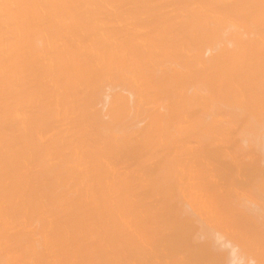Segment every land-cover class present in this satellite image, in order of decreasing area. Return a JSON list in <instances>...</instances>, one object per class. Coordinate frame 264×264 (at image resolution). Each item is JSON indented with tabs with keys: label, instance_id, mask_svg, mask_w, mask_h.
Wrapping results in <instances>:
<instances>
[{
	"label": "bare ground",
	"instance_id": "1",
	"mask_svg": "<svg viewBox=\"0 0 264 264\" xmlns=\"http://www.w3.org/2000/svg\"><path fill=\"white\" fill-rule=\"evenodd\" d=\"M3 1V0H2ZM10 1H12V0H10ZM14 1L15 0H13L12 2L14 3ZM27 1V2H26ZM25 2H26V4L30 1H28V0H26ZM31 1H33V0H31ZM29 2L31 5H29V3L27 4L28 5V9H27V5H26V7H24V6H22V5H24V3L25 2H23V0H18V2H22V3H20V5L22 6H20L19 5V3H18V5L16 4L17 3V0L15 1L16 3H14V6H11V5H13L12 3H11V5H8L9 7H15V8H8L7 6H5L6 8H8L7 9V11L8 10H10L11 12H14V10L13 9H15V12L12 14L11 12H9L10 14L9 15H7V14H2L4 11H0V16H2L3 15V17L6 15V17H5V21L4 20H2V19H4V18H2V17H0V18H2L1 20H0V23H1V25L0 26H3V25H5V26H7V25H11L12 26V28H15V26H17L15 29H17L19 26L18 25H21L22 24V26H20L18 29V31H16V30H14V29H11V27H9V26H7V27H5L6 29H4V30H2V31H5L6 33H8L9 32V35L12 33L13 35H12V37H14L15 35L17 36V34L19 33V35L21 34V35H23V36H20V37H18L17 36V38H24V36L27 38L28 36L26 35L27 33H28V28L27 29H25L24 27H23V25L24 26H26V25H28V27H29V31H33L31 28H30V24H27L28 23V21H31V19H32V21L30 22L31 23V25H33V27L32 28H36V27H40L39 25H42V24H44L43 25V27H45V28H48V26H49V24H48V26L46 27V25L45 24H47V20H49V19H47L46 20V18H49V16L48 15H51L50 13L47 15V13H45L46 15L44 16V15H42L43 17H46L45 18V22L44 23H40V22H43V20H44V18L42 19V21L40 20L41 18H42V16H41V14H44V12L42 13V10L43 9H39V11L37 10L38 8V6H33V2H35V4H36V1H33V2ZM49 1H53V0H48L47 2H49ZM69 1V0H68ZM71 1V0H70ZM70 1H69V4H70ZM73 1V0H72ZM80 0H78L77 2H76V0H75V4L77 3V5H78V2H79ZM82 1H84L85 2V0H82ZM89 1H92V0H89ZM94 1V0H93ZM98 1V0H97ZM96 1V2H97ZM100 1V0H99ZM103 1V0H102ZM113 1V0H112ZM121 1L122 0H120V3H121ZM146 1V0H145ZM149 1V0H148ZM147 1V2H148ZM4 2H6V0H4ZM38 2H40V0L38 1ZM37 2V3H38ZM42 2V1H41ZM43 2H45V0L43 1ZM66 2H67V0H66ZM81 2V1H80ZM111 4H109L108 3V1H107V3H108V5H112V3L113 2H111V0L109 1ZM117 2H119V1H117ZM122 2H124V1H122ZM129 2V1H128ZM141 2V0L138 2V4H136V2H134V5L133 6H136V5H138V8H139V6L142 4V2H143V0H142V2ZM147 2H145V9L142 7V5H141V7L142 8H136V9H131V11H130V9H129V11H130V13H129V11H128V9H127V6L124 8V10L123 11H125L126 9H127V11H128V13H129V15L128 14H126V17L124 16L125 15V13H127V11L124 13L121 9L123 8H121L120 7V4H118V3H116L115 1H114V4L112 5V6H114L115 5V3L117 4V5H119V7H120V11L119 12H123L124 13V15H122L123 16V19H125V18H127L128 16H132V15H134L136 18H138V19H136L134 16V18L132 17H129V18H131L132 19V21L134 22V24H135V21L137 22V20L139 21L140 20V22H146V23H148V25L147 24H144V23H142V24H144V25H146V26H150L151 28H153L154 26H155V29L156 28H159V33H158V30H157V32L155 33V31H153V29H151V31L149 30L150 29V27H148V28H146V29H144L146 26H139V25H137V23H136V25L135 26H137V28L136 29H134L133 28V32H131L132 30L130 29V31L129 30H127V29H129L128 27H129V25H127V23L128 22H130L131 21V19H129L130 21H127V23H126V20H125V22L124 23H126V24H124V25H127L128 27H127V31L124 29V27H123V22L122 21H124V20H119L118 22H117V20L115 21V22H117V25H118V23H121L122 22V24H119V25H122L121 27H123L122 29H124V30H122L121 28L119 29L118 28V26L116 27V29L114 30V31H112L113 29H110V31H107V32H105V31H100L99 30V24H98V26H97V22L98 23H100V20L101 19H99V21H97V22H94V18H95V14L94 13H96V15H97V13L98 12H94L93 13V16H94V18H92L91 16V18L93 19V20H91V18H89L88 20H86V21H88V22H86L85 20H84V18H82L81 16V19H83V20H81V22L79 23V20H78V18H76L77 20H78V24H81V23H83V21H84V24H85V22L87 23V24H89V22H90V25H88L89 27L87 28V30L88 29H91V27H95V23H96V28H98V30L101 32V33H106V36L105 35H103V36H101V33H99V32H97L96 31V28H94V31H96L95 32V35H96V38H98L99 37V35H100V38H98V40L95 38L93 41H90L89 42V40L91 39V37L90 38H88L87 40V42H85L86 44L87 43H89L90 45H91V49H92V53L90 54L89 53V51H88V53H87V51H86V49H85V51H84V48H87L88 49V46H86V44H84V46H86V47H84L83 48V43L81 44L80 43V45H82V46H79L77 43V45L79 46V47H82L83 49V51L87 54V56L88 57H91L92 56V58H90L91 60H90V62L91 63H87V61H85L84 60V58H83V56H82V54H83V51H79V48H77V46H76V44H75V42H78L77 40L75 41V38L74 37H71L72 36V33H70L71 34V36L69 35V34H67V35H69L70 36V38H72L71 40H70V42L74 39V42L72 41V43H74L75 44V50L77 49L78 50V52L77 53H75L74 51H73V53L72 54H70V55H73L74 53L76 54V57L78 58V60H77V58H75L76 59V62H75V60L72 62V63H74V64H72L71 63V61H70V57L71 56H68L67 54H69V52H70V50L68 51V53H67V50H66V52L63 50V48H65V47H63V46H61L60 48L62 49H60L61 50V52L63 53V51L65 52V55H67L66 57H69V58H65V55H64V53L62 54L63 55V58L64 59H66L65 61H67L68 62V65L70 64V66H68V65H65V67L64 68H62L61 67V65H63V63H66V62H64L63 61V63H62V60L59 62V60L60 59H62V57L60 56V55H57L58 57H59V60L57 61L59 64H61L60 65V67L63 69V70H58V69H56V67L55 68H53L52 69V66H45V65H47L46 63H45V60H43L44 58H46V57H48V55L45 57H42V55H44L45 54V52L46 51H44V45L43 44H41V41L40 40H38V42L37 41H35L36 39L34 38V35H36L37 33H39V31L41 32V30H42V28L40 29V30H38V28L37 29H34V31L35 32H37V33H34V31H33V37L31 36V37H29L30 39L32 38V39H35L34 41L32 40V44L30 45V46H32L31 47V52L33 53L34 52V54L36 53V50L37 51H40V46H42V50L44 51V52H39V54H38V57H42V59H39L38 57V59L34 56V54H32L31 52H28L29 54L31 53V55H33L32 57V59L31 58H28V59H31L32 60V62H31V60H28V59H25L26 58V56H29V55H25L26 54V51H27V49L24 47H22L21 48V46L19 47V45H21V43H20V40L22 39H16L15 38V40L14 39H10L9 37H8V35L6 34V36L8 37H6L7 39L6 40H8V39H10L11 41H13V46H14V43H15V41H16V43H17V41H19L18 43H20V44H18L17 43V45H16V43H15V45L16 46H14L15 47V50L18 48L19 50H20V48L22 49L21 51H19L18 49V52L21 54H19V53H15L13 50L14 49H12V47H11V49H9L8 51H13L14 52V58H13V56L11 57V55H13V52H12V54H9V57H11L10 59H11V61L13 60L14 62L13 63H15L17 60H19V61H17L16 62V64H17V66L15 67V65H12L13 63L12 62H9V61H7L6 59H3V60H6V62H8L9 63V66H10V64L12 65V66H14L13 68H14V70L16 71H18L19 69L18 68H20V71H18L17 73L19 74L20 73V75H24V73H26L27 74V71H28V69L30 70V69H32V68H34V67H36L37 66V64L38 63H42L43 61H44V63H42L44 66H45V71H46V69H47V71L45 72L44 71V68L42 67L43 65L42 64H40V65H38L37 67H39V68H43V70L42 69H40L43 73H44V76H47V74H49V75H53L54 74V76L57 78V79H59L60 81H61V83H59V84H62L63 86H61V85H56V87L53 85V87H51V93L53 94V96H54V98H53V100L51 99V103L50 104H52L53 106L51 107H49L48 109H49V111L48 112H46L45 113V116H41V114H39L38 115V113L36 114V112H31L32 111V109H33V107L34 106H36L37 105V103H36V101L38 102L39 100H37L35 97H36V94L38 93L39 94V92L41 93V94H43L44 93V91H41L43 88L40 86V84H42L43 83V81L44 80H46V78H50V76L49 77H42V75H43V73L40 71L39 72V74H40V77H39V75H38V77H37V75H36V77H34V75L33 74H30V75H33V76H31V77H33V78H30V79H34L33 80V82L35 83L36 81H37V79H39L38 81H37V83H35V84H37V86H40L39 88H38V91L40 90V88H42L39 92L37 91L36 92V90H34V89H37V87L36 88H34V89H32V91H31V95L33 94L34 96H31V97H34V98H31V100H32V102L30 101V97H29V93L27 94V99H29L27 102H31V104H30V102H29V106L31 107V109H27L28 110V112H29V115H30V113L32 114V115H30L31 117H27V114H25L24 112H23V110H25L24 108H26L27 107V105H26V107H25V105H24V103H27L26 101L24 102V100H23V98L25 99V96H23V94L22 93H24V90L22 91V86H20V85H22V84H18L19 85V87L20 88H18V86H17V88H16V86H14L15 84H16V82L18 81V80H14L15 82H14V87L17 89V91H18V89H20L19 90V93L16 91V89L14 88V90H13V92H15V93H18V94H20V92H21V94H22V97L21 96H19L18 95V97L16 96V100L15 101H17V102H15V104H16V106H17V104H18V108H17V111H18V115H17V118L15 119V114H14V110L13 109H15V107H13V106H15V104H14V101H13V99H14V97H12V100L10 99V101H11V104H9L10 102H8V104L7 105H11V107H13V108H11L12 110H13V113H10L11 112V109L6 105V103H5V105L7 106L5 109H7V110H5L4 108H3V106H4V104H2V103H0L1 104V106H2V108L0 109L1 111L4 109L5 111H3L4 113H6V111H7V113L6 114H3V112H1L3 115H1V113H0V120H2L1 118H4L5 119V117L7 118V120L5 119V120H3V121H1L2 123L3 122H5V126L7 125L6 123H8V121H13L14 119V121L16 122V123H12V122H9V124L10 123H12V126H17L16 128H17V130L19 129V131H18V133L20 134V138L18 139V140H20L21 142L24 140V139H27V134H30V130H29V127H30V125H31V120L32 121H36L35 119H40L41 120V126H42V124H44L45 126H47L46 124H48V123H45L47 120H51L49 123H53V124H56L55 125V127L56 126H58V127H54L55 129H53L52 128V126H54V125H52L51 126V124L50 125H48L49 127H51L50 129H52V130H50V129H48L50 132H52V133H54V136H53V134L52 133H48L47 132V135L49 134V136H48V138H47V140L48 139H51V140H48V142H50V141H52V139L54 138L55 140H57V142H55V145L54 146H51V147H53L54 149H55V151H54V153H53V150H51V152H50V154H49V152H46V151H49V150H47L48 148L47 147H43L46 151L44 152V153H46L47 155L49 154L51 157H47L48 159L46 160V159H44L43 158V160L44 161H42V159H41V161H39L37 164H36V166L35 167H38V165H39V168H37V169H42L43 167V169L44 170H46V171H48L50 168H51V170H49V171H51L52 172V170L53 171H55V169L53 168V167H55V166H53L52 165V162H51V166L49 167V165H50V163L48 162L49 161V159L51 160V159H53L52 161H53V164H54V161L55 160H58V157H59V159H61L63 156H60V155H62V153H63V151L65 150V149H67V150H65V151H67V156H65L64 157V159L66 160L67 159V161L69 162V161H71V162H74L73 164H76V162L77 163H82V161H84V160H86V159H84V160H82V161H80L81 160V158H79L80 156H78V155H81V150H83L84 151V149H86L85 147H87V149H89L88 147L90 146V142L92 143V141H94L93 139L95 138V140H99V143H97L96 141H95V143H97V144H95V145H97V146H101L102 145V143L104 144L105 142H107L108 143V141H107V137H109V135H110V132H109V130H111V134L113 133V130H115L113 127H115V126H117L118 125V123L119 122H117L118 120H122V121H120V123L121 122H123V120L125 119V121H126V118H128L129 120H130V116H131V119L132 120H130L131 121V123H132V121H135V122H133L134 124L135 123H140L141 121L143 122V124L145 123L144 122V120H141V119H143V118H145V120L147 119L148 120V123H145L146 124V127H145V125H144V127L142 128V129H138V131H140V133L139 134H141L143 131V134H145V132H147V134H148V136L146 135V137H143V134H141V135H139V136H142L143 138H140V137H132L131 138V134H129V137L127 136V134H125L123 137H121V135H120V138L118 139L117 137V140H119V141H116L117 143H114V147L116 148V146H117V144H118V147L120 148L121 147V149L123 148V150H120L119 148V150L118 151H120L119 153H120V157H118L119 155H117V157L119 158V161H120V158H121V160L123 161V159L122 158H124L123 156H125V158L126 157H128V156H130L131 158L130 159H133L134 157H135V155L132 157V155H133V152L135 153V154H137V153H139V151L143 148V150L146 152V151H149V152H147V154L146 153H142L143 152V150H141L140 151V159H142V157H143V159H146L145 160V162H143L142 160H141V163H139V161H140V159H138L137 160V165H139V166H141V167H143L145 164L144 163H149L150 162V165H149V167L150 168H148V166L146 165V167H147V169H151V168H153V167H159L158 168V172H160V173H156V171L155 172H153V170L151 171V173H149V174H151V175H148V172H145V173H147L146 175H142L143 174V172H139L140 173V177H139V173L136 175L135 174V172H134V170L136 169L135 167H132L133 166V162H134V160L133 161H131V160H129V161H131L130 163H132V165H130L132 168H134L133 169V173H134V175H136V176H138L137 178H134L135 176H133V174L130 172V171H128V169L127 170H124L123 171V169H121L120 167H118L119 168V170H120V172L121 173H119V171L117 172V170H118V168H117V166H116V164H115V167H113L114 165H112L111 163L112 162H109V157H107V154H106V152H105V150H106V148H104V151L101 149V150H99L100 148H96L95 149V145H93L94 146V149H95V151H97L98 153H95V151H92V153L94 152L95 153V155L94 156H96L95 158H97V159H95L94 158V160H99V161H101V163L100 164H98V163H96V161L93 163V165L95 166V168H97V169H95L94 167H92V163H91V166L88 164L87 166H89V167H87V166H82L83 168H85L86 169V167L87 168H89V170H88V173H87V171H85L86 173V175L84 174L83 175V173H84V171L82 170V168H81V166H79V168H81V171H83V173H81V172H78L79 174H82V175H79L78 173H77V171H79V170H77V171H75V173H76V175L74 176V179L75 178H77L78 180H79V178L81 179H84L85 177H89V176H96L97 177V181H99V179L102 181H106L107 183H109L108 182V180H107V178L106 177H108V175H110V172L112 173L111 174V176H113V178H111V176L109 177V181H111L110 179H113L112 180V182L114 181L116 184H117V179H118V182L120 181V180H122V181H124L123 183H121L122 181H120L119 182V184L121 183V184H123L124 186L123 187H125L126 186V190L128 191V189H130V186H132L133 187V184H135L134 182L136 181L137 183H139L140 181H142V179L144 178H146L145 179V181H144V179H143V181H142V183L141 184H143L144 182H146V183H144V184H146L147 185V183L149 184L150 183V180L151 181H154V184H153V182H152V184L151 185H154L155 187H157L158 185H159V187L160 188H158V191H159V189L161 190L160 192H159V194H161V192H162V190L163 189H161V187L162 188H166V191L165 190H163V194H162V197H161V199H162V202H160V199H159V202L161 203V207L163 208V206H162V204L165 206L164 207V209L163 210H161L160 208V213H162V215L164 216V217H166V216H168V211H170V210H167L166 211V209H168V208H166L167 207V204L169 203V202H176V207L175 208H173V210L175 209H177V211H173L172 212V215H176L177 214V216H175V218H174V216L172 217V215H169V218L168 219H172V221L175 223H173L172 221H170V220H168V219H166V220H168V222L167 221H165L164 220V222L163 223H165V224H163V225H167V226H165V228H160L161 227V223H160V226L159 227H156L155 226V223H153L154 225L152 226V225H149V227H154L155 226V228H160V231L158 230H156V229H152V228H150L151 230H148V232H146V234L147 233H149L150 234V232L154 235H149V234H145L146 236H151L153 239H152V241L150 242V240H149V238H143L144 239V241H143V239H140V240H142V241H140L139 240V243H138V240H137V238H139L137 235H138V233L136 234V236H137V238L136 237H133V238H135V242L137 241V245H138V247H136L135 246V244H134V247H133V244H132V242H134V241H131V245L132 246H129V248H131L132 249V252H130V253H128V251H131V249L129 250V249H127V247L125 248V249H127L126 251H127V254H126V252L124 253V252H122V253H124V255H126V256H129V258L128 257H126L127 259H131L130 261L128 260V261H126L124 258L122 259V261H123V263H120V262H122L120 259L122 258L121 257V255H120V257L121 258H117L118 259V261L120 260V264H125V261L128 263V264H236L234 261H235V259L237 260V259H239V258H235L233 261L232 260H227V256H229V255H225L226 253H228V251H226L225 252V250H228L227 249V245H228V243L230 242V243H232L231 242V240H229L228 239V236L229 237H231L230 236V234L232 235V237H237L238 235H240V241H244V242H242L241 244H245V242L246 241H248L247 243H249V242H251V241H254V243L256 244V246L254 245L253 247H254V249H257V252H258V259H256V261H259V264H264V220H262V219H264V218H260L259 217V221H253V219H251V218H254L255 217V219H258L255 215H254V217H251V215L252 214H250V215H246V213H245V211L243 212L242 211V208L240 207L239 208V206H240V204H238L239 203V201H236V199L237 198H233V200L234 201H232V197H234L236 194H238L239 195V193L238 192H240V191H238V188L239 187H241V185L242 184H244L245 182H250L251 181V179H253V177H256V176H254V174H252L251 172H254L255 170H256V168H255V170L253 169V168H251L250 167V169H252V170H249L248 169V166H251L252 164H253V158H249V156L246 154L247 153V151H246V153H244V151L242 152V150H243V146H241L242 147V149H241V151H240V149L238 148V147H240L237 143H235L236 141H238V139H239V136H238V139L236 140V139H234V137H235V132H234V136H233V139L234 140H236V141H234V146H235V144H237V146L234 148V146H230V143L233 141L232 140V135H228L229 133H231L229 130H233V128L234 129H236L237 127H235L234 125H232V124H229V123H231L233 120H230V119H233L234 118V120H239V118H241V116L242 117H245L244 119L245 120H243V118H241V120H242V123H243V121H246V119L247 118H249V119H247L248 120V122L250 123V121L249 120H251L252 122H254V119H253V117L254 118H259L258 120H259V122H260V120L262 121V120H264V116L262 115V113L264 114V105H263V107L262 106H260V108H259V106L258 105H260V101H261V104H262V102H263V104H264V97L262 96V98H261V100L259 101V96H257V95H255V94H253L252 92H251V90L250 89H255L256 91H258V89L260 90V91H262V90H264V89H262V87H263V85H261V84H264V83H261V81L262 82H264L263 81V78H264V0H155V2H154V0H153V2L151 3V6H152V4H153V6L152 7H150V5L149 4H147ZM150 2H151V0H150ZM157 2V3H156ZM7 3V2H6ZM10 3V2H9ZM55 4L57 3H60V5L62 6V0L61 1H58V2H54ZM62 3V4H61ZM65 3V2H64ZM74 3H73V5L72 4H70V5H72L73 7H75L74 6ZM82 3V2H81ZM86 3V2H85ZM88 3V2H87ZM87 3L85 4V5H87ZM94 3H95V1L94 2H92V6H90L91 4L89 3V6L91 7V8H93V11H94V9H98V6H94ZM104 3V2H103ZM107 3H105V5L107 6V7H109L108 5H107ZM131 3L133 4V1H131ZM149 3V2H148ZM1 4H3V2H1ZM5 4V3H4ZM4 4H3V8H4ZM15 4H16V6L18 7H16L15 6ZM46 5L45 6H47L48 4L49 5H51L52 3L50 2V3H45ZM54 4V5H55ZM67 4H68V2H67ZM67 4H63V5H66V7L68 8V6H70L69 4L67 5ZM83 5H84V3H82ZM82 4H80V5H78L79 6V8H80V10H79V8H77V7H75V9H73V10H76V8L79 10V11H81V7L83 6ZM96 4V3H95ZM98 4V3H97ZM96 4V5H97ZM100 4V3H99ZM121 4H123V3H121ZM6 5V4H5ZM38 5H43V3H38ZM53 5V6H54ZM59 5V6H60ZM101 5H103L102 3H101ZM125 5H129V4H127V3H125ZM148 5H149V7H148ZM21 8H20V7ZM29 6H31L30 7V9H29ZM52 6V7H53ZM56 6H58V5H55L54 6V9H55V7ZM59 6L57 7V8H59ZM60 6V7H61ZM111 6V7H112ZM116 6V5H115ZM129 6H132V5H129ZM129 6H128V8H129ZM24 7V8H23ZM33 7V8H32ZM36 7V8H35ZM41 6H39V8H40ZM65 7V6H64ZM65 7V8H66ZM86 7V6H85ZM85 7H83V9L82 10H84V11H86V12H88L87 11V7L85 8ZM95 7V8H94ZM97 7V8H96ZM102 6H99V8H101ZM103 7H105V6H103ZM102 7V9H98V10H101V12L103 11V8ZM111 7H109V8H111ZM117 7V6H116ZM2 8V10H4ZM41 8H45L44 7V5H43V7H41ZM66 8V9H67ZM71 8V7H70ZM69 8V9H70ZM90 8V9H91ZM130 8H132V7H130ZM48 9H50L49 7H48ZM48 9H45V10H47L48 11ZM63 9V8H62ZM62 9H60V12H63L62 11ZM89 9V8H88ZM90 9H89V15H91L90 14V12L92 13L93 11H90ZM106 9L107 8H105V11H106ZM115 9V8H114ZM118 9V8H117ZM263 9V10H262ZM6 10V9H5ZM57 10V9H56ZM64 10V9H63ZM68 10V9H67ZM71 10H72V8H71ZM92 10V9H91ZM107 10H109V9H107ZM111 10V9H110ZM109 10V11H110ZM31 13H30V12ZM41 11V12H40ZM44 11V10H43ZM55 11V10H54ZM53 11V12H54ZM58 11V10H57ZM57 11H56V13H57ZM65 11V10H64ZM83 11V12H84ZM112 11H113V8H112ZM112 11H110V12H112ZM8 12H6V13H8ZM29 12V13H28ZM37 12H39V13H37ZM67 12V11H66ZM64 13V14H66V16H67V13ZM71 12V11H70ZM82 12V14H85V13H83ZM100 12V11H99ZM101 12H100V14H101ZM107 12V11H106ZM114 13H115V11H113ZM262 12V13H261ZM41 13V14H40ZM51 13H52V11H51ZM59 13V12H58ZM69 13V12H68ZM102 13H104V11L102 12ZM108 13V12H107ZM107 13H105V15H108ZM114 13H112V14H114ZM32 14V15H31ZM33 14H34V17H36L37 16V18L36 19H39V17H40V19H39V24H36L35 22H37L38 23V21H35V18L33 17ZM63 14V16H65ZM70 14L71 15H73L72 13H69L68 15L70 16ZM74 14H75V12H74ZM111 14V13H110ZM109 14V15H110ZM115 14H117V12L115 13ZM113 15L111 18H113L114 19V16H116V15ZM263 14V15H262ZM29 15H30V17H29ZM40 15V16H39ZM54 15V14H53ZM53 15H51V17H50V19L52 18V16ZM57 14H55V16H56ZM60 16H61V13L59 14ZM77 14H75V16H76ZM79 15V14H78ZM81 15V14H80ZM87 16H88V13L86 14ZM120 15H121V13H120ZM128 15V16H127ZM140 16V18H139V16ZM39 16V17H38ZM48 16V17H47ZM62 16V17H63ZM65 16V17H66ZM74 16V17H75ZM84 16V15H83ZM87 16L85 17L86 19H87ZM100 16V15H99ZM138 16V17H137ZM261 16V17H260ZM263 16V17H262ZM26 17H29V18H27V19H29L28 21L26 20ZM57 17V16H56ZM59 17V16H58ZM77 17V16H76ZM79 17V16H78ZM89 17V16H88ZM97 17H98V15H97ZM104 17V16H103ZM107 17V16H106ZM117 17H120L119 16V14H118V16ZM257 17V18H256ZM54 18V17H53ZM64 18V17H63ZM67 18H69V17H67ZM99 18V17H98ZM98 18H96V19H98ZM101 18H102V16H101ZM120 18H122V17H120ZM259 18V19H258ZM261 18V19H260ZM26 21H25V20ZM57 19H59V18H57ZM70 19H74L73 18V16H71L70 17ZM69 19V20H70ZM95 19V20H96ZM103 19V18H102ZM105 19V18H104ZM107 19V18H106ZM108 19H109V16H108ZM113 19H111V20H113ZM115 19H116V17H115ZM135 21H134V20ZM235 19V20H234ZM56 20V19H55ZM60 20H63V19H61V17H60ZM59 20V22H58V24L57 25H59V23L61 22ZM67 19L65 18V21H66ZM77 20H76V22H77ZM91 20V21H90ZM127 20H128V18H127ZM142 20V21H141ZM2 21V22H1ZM5 22V24H4V22ZM50 21V20H49ZM57 21V20H56ZM64 21V20H63ZM63 21H62V23H63ZM93 21V22H92ZM131 21V22H132ZM9 24H8V23ZM25 22H26V25H25ZM55 22V21H54ZM67 23H68V21H66ZM71 22H74L75 23V20H73V21H70V23ZM105 22V21H104ZM227 22H229V23H227ZM255 22V23H254ZM7 23V24H6ZM10 23H12V24H10ZM24 23V24H23ZM33 23V24H32ZM34 23L36 24L35 26H34ZM48 23H50V24H52V22H48ZM57 23V22H56ZM55 23V24H56ZM62 23H60V25L62 24ZM66 23V24H67ZM69 23V24H70ZM74 23H72L71 25H73ZM91 23L93 24V26H91ZM109 23V22H108ZM113 22H110L109 24H112ZM224 23H226V25L224 24ZM234 23H236V24H234ZM243 25H242V24ZM248 23V24H247ZM3 24V25H2ZM16 24V25H15ZM18 24V25H17ZM76 24V23H75ZM75 24L73 25V26H75ZM78 24H76V26H80V25H78ZM86 24V25H87ZM130 25H131V23H129ZM228 24H230L229 25V27L231 26V24H234L233 26H231V29L230 28H228L227 30V32L229 33L228 35H227V37H226V35H224V33L226 32V30H225V32L224 31H222L223 32V35L225 36H223L222 35V32H220V29L222 30V28H224V27H228L227 25ZM238 24V25H237ZM63 25H65V23H63ZM85 25V26H86ZM101 25H104L105 27L104 28H106L107 27V23L106 24H102V22H101ZM114 25V24H113ZM225 25V26H224ZM236 25V26H235ZM14 26V27H13ZM52 26H54L53 24H52ZM51 26V27H52ZM56 26V25H55ZM54 26V28L56 29H58V27L56 26L55 27ZM81 26H82V24H81ZM80 26V27H81ZM84 26V25H83ZM82 26V28H84ZM91 26V27H90ZM138 26H139V28H138ZM157 26V27H156ZM238 26H239V28H238ZM23 29H25L24 31H27V33L26 32H24V34H22L23 33V30H22V28ZM72 27V26H71ZM79 27V29L78 30H80V29H82V28H80ZM102 27V26H101ZM108 27H109V25H108ZM110 27H111V25H110ZM131 27V26H130ZM134 27V26H133ZM141 27V28H140ZM235 28V31L233 30V28ZM2 29L4 28V26L3 27H1ZM1 28H0V34L1 35H3L4 36V34H5V32H2L1 31ZM7 28H8V30H13L12 32H10V31H8L7 30ZM20 28H21V30L22 31H20ZM45 28H43V30L45 29ZM63 28V27H62ZM61 27H60V29H62ZM66 28V27H65ZM65 28H63V29H65ZM70 28V27H69ZM69 28H67V30L69 29ZM112 28V27H111ZM117 28H118V31H116L117 30ZM132 28V27H131ZM143 28V29H142ZM49 29H51V28H49ZM53 29V28H52ZM75 30L77 29V27L76 28H74ZM109 29V28H108ZM138 29V30H137ZM139 29H141L142 31L143 30H145V31H143L144 33H145V35H144V33L141 31V30H139ZM232 30L231 32H229L230 30ZM241 29V30H240ZM7 30V31H6ZM42 30V32H41V37H43L42 36V33L44 32ZM45 30H47V29H45ZM70 30V29H69ZM69 30L68 31H64L63 33L66 35V32H69ZM71 30H73V28H71ZM71 30H70V32H71ZM82 30H84V29H82ZM86 30V29H85ZM93 29H91V31H92ZM120 30H122V31H124V37H126V36H128V37H126L125 39H123V36H122V38H120V39H123V47H121L120 49H119V45L118 46H115V45H117V44H114V46L112 45L113 43H117V42H113L112 41V43H111V40H114L115 41V39L117 38V37H119V35H120V33L122 32V31H120ZM135 30H137L136 32H135ZM149 31V32H147V31ZM224 30V29H223ZM50 31V30H49ZM51 31H53V30H51ZM51 31H50V33H51ZM58 31V30H57ZM63 31V30H62ZM81 31V30H80ZM80 31L78 32V34L80 33ZM89 31V30H88ZM88 31H84V32H82L81 34H87V32ZM91 31H89V32H91ZM94 31H92V33H93V35H94ZM120 31V32H119ZM129 31V32H128ZM139 31V32H138ZM153 31V32H152ZM2 32V33H1ZM16 32H18V33H16ZM31 32H29V35H31L32 33ZM47 32H48V30H47ZM47 32H44V33H47ZM60 32H61V30H60ZM59 32V33H60ZM127 32L128 33H133V36L134 37H132V36H130V35H128L127 34ZM142 32V33H141ZM153 34H152V33ZM218 32H220V34L221 35H217V33ZM226 32V33H227ZM31 33V34H30ZM55 33V32H54ZM58 33V32H57ZM59 33L57 34V37H56V33L54 34L55 35V37L54 38H57L58 39V35H59ZM74 33V32H73ZM76 33H77V31H76ZM76 33H74L75 35H76ZM99 34V35H97V34ZM108 33V34H107ZM135 33V34H134ZM139 33H141V35L143 36H141V38H140V36H138L137 34H139ZM146 33H148V34H150V35H148V34H146ZM15 34V35H14ZM49 34V33H48ZM48 34H46L47 36H48ZM62 34V33H61ZM80 34V36H82ZM84 34H83V36H84ZM159 34V35H158ZM38 35V34H37ZM51 35H53V33H51V34H49V36H51ZM65 35H61L62 36V38H65V37H67V35L65 36ZM92 35V34H91ZM94 35V36H95ZM108 35V36H107ZM123 35V34H122ZM148 35V36H147ZM11 36V35H10ZM45 36V35H44ZM46 36V37H47ZM65 36V37H64ZM79 36V35H78ZM94 36H92L93 38H94ZM129 36H130V38H129ZM220 36H222L221 38H220ZM2 37V36H1ZM5 37V36H4ZM35 37H37V36H35ZM52 37V36H51ZM86 37V36H85ZM88 37V36H87ZM86 37V38H87ZM107 37H109V38H111V40H109V38H107ZM182 37V38H181ZM183 37H186L187 39H189V40H185V39H183ZM204 37H206L205 38V41L207 42H209L210 43V47L212 48V46L214 45V47H215V44L218 42V44L219 43H221V45H225L223 42H225L224 40H226V45L225 46H222L221 48L219 47L220 46V44L219 45H216L217 47H219L218 48V50H214L215 48H217V47H215V48H213V50H214V52L212 51V49H211V51H209L210 49V47H209V45H208V42L206 43V42H204ZM209 37H211L210 39H209ZM212 37H215V39L216 38H218L219 37V40H220V42H219V40H217V42L216 43H214V42H212L211 43V41H212ZM26 38H24V39H26ZM29 38H27L28 40H29ZM48 38V37H47ZM54 38H51V40H53ZM81 38V37H80ZM80 38H78V39H80ZM130 40H129V39ZM194 38H195V40H194ZM203 38V40L201 41V39ZM207 38L209 39V40H207ZM225 38V39H224ZM3 39V38H2ZM27 39H26V41H27ZM43 39H45V37L43 38ZM42 39V40H43ZM59 39H60V37H59ZM69 39V38H68ZM85 39V38H84ZM214 39V40H215ZM222 39H224L223 41H222ZM50 40V39H49ZM56 40V39H55ZM63 40V39H62ZM83 40V39H82ZM107 40H108V42H107ZM9 41V40H8ZM22 41V40H21ZM30 41V40H29ZM29 41H27V42H29ZM60 41V40H59ZM65 41V40H64ZM67 41V40H66ZM81 41V40H80ZM84 41V40H83ZM96 41H98V42H96ZM103 41V42H102ZM110 41V42H109ZM119 41V40H118ZM189 41L191 42V43H189ZM199 42V44H196L195 43V45L193 44L194 42ZM10 42V41H9ZM23 42H25L24 40H23ZM49 42V41H48ZM51 42V41H50ZM49 42V43H50ZM55 42H57L58 43V41L56 40ZM54 42V40L51 42V44L52 43H55ZM120 42H121V45H122V40H120ZM193 42V43H192ZM197 42V43H198ZM201 42V43H200ZM7 43V42H6ZM36 43L38 44V45H36ZM43 43V42H42ZM47 43V42H46ZM57 43H56V45L55 46H57ZM203 43V44H202ZM204 43H206V44H204ZM4 44H5V42H4ZM8 45L7 46H5V48L6 47H8L10 44L9 43H7ZM25 44V43H24ZM23 44V45H24ZM27 44V43H26ZM25 44V45H26ZM58 44H61V43H58ZM70 44V43H69ZM68 44V45H69ZM89 44H87V45H89ZM96 44V45H95ZM190 44H193L194 45V47L193 46H191L190 47ZM201 44V45H200ZM2 45H3V42H2ZM22 45V46H23ZM39 46V47H37V48H34V47H36V46ZM73 45V44H72ZM100 45H103V46H100ZM110 45V46H109ZM198 45H199V47L200 48H203V47H201V46H204V47H208V51H207V53L206 54H204V56H206V57H204V59L202 58V52H203V50L202 49H200L199 47H198ZM212 45V46H211ZM49 46V45H48ZM52 47H50V50H51V48H52V50L51 51H53V50H55L54 48H55V46H53V44L51 45ZM65 46V45H64ZM93 46H97V47H93ZM17 47V48H16ZM58 47V46H57ZM63 47V48H62ZM90 47V46H89ZM103 47V48H102ZM108 47V48H107ZM35 50H34V49ZM67 48V47H66ZM65 48V49H66ZM93 48H95V49H97V50H93ZM105 48H107V49H109L108 51H110V49H111V51L110 52H106V50H105ZM119 49V51H121V50H123V51H121V52H119L118 51V49ZM124 48V49H123ZM194 48V49H193ZM24 49H26V50H24ZM68 49H69V47H68ZM105 50V52H106V54H105V52H104V50ZM196 49H198V50H196ZM205 49V48H204ZM7 50V49H6ZM16 50V51H17ZM88 50H90V49H88ZM99 50V51H98ZM134 50H135V52H134ZM195 50V51H194ZM199 50H202V52L200 51L199 52ZM206 50V49H205ZM3 51H5V50H3ZM24 51V53L22 54V52ZM57 51V50H56ZM55 51V52H56ZM59 51V50H58ZM96 51V52H95ZM98 51V52H97ZM193 51H194V53H193ZM55 52H53L52 54L56 57V54H55ZM94 52V53H93ZM104 53V54H102V53ZM116 52H117V54L118 55H116ZM5 53V52H4ZM9 53H11V52H9ZM58 53H60V52H58ZM57 53V54H58ZM67 53V54H66ZM108 53V54H107ZM201 53V54H200ZM205 53V52H204ZM3 54V53H2ZM8 54V52L5 54L6 55V58H7V55ZM42 54V55H41ZM52 54H50L51 56H53ZM77 54H78V56H77ZM89 54H90V56H89ZM109 54H112L113 56H111L110 57V55ZM114 54H115V57H114ZM16 55V56H15ZM22 57V55H23V59L20 57V56ZM25 55V56H24ZM30 55V56H31ZM40 55V56H39ZM84 55V54H83ZM106 55V56H105ZM109 55V56H108ZM122 56V57H120V56ZM155 55H158L157 57L155 56ZM202 55V56H201ZM19 56V57H18ZM29 56V57H30ZM86 55L84 56V57H87ZM117 56V57H116ZM160 56V57H159ZM9 57H8V59H9ZM17 57H18V59H17ZM25 57V58H24ZM50 57V56H49ZM46 58V61H48V59L50 60L51 59V57L50 58ZM52 57V60H54V62H56L55 61V59L57 58L58 59V57ZM73 57L74 56H72V59H73ZM120 57V58H119ZM124 57V58H123ZM2 58V57H1ZM20 58H21V60H20ZM54 58V59H53ZM83 58V59H82ZM95 58V61H93V59ZM108 59V61H107V59ZM110 58H112L111 59V61H110ZM123 59L122 61H119L118 62V59ZM173 60H172V59ZM17 59V60H16ZM35 59V61H37L36 63H33V62H35V61H33ZM56 59V60H57ZM63 59V60H64ZM68 59H69V61H68ZM80 59H82L83 61H85V62H83L82 60H80ZM89 59V58H88ZM87 59V60H88ZM97 59V60H96ZM99 59V60H98ZM175 59V60H174ZM26 60H27V62H26ZM39 60V61H38ZM43 60V61H42ZM50 61V62H53V61ZM113 60L114 61H116V62H113ZM168 60H170V61H168ZM177 60V61H176ZM79 63H78V62ZM96 61H98V62H96ZM167 61V62H166ZM3 62H5V61H3ZM22 62V63H21ZM29 62H31V63H29ZM106 62V63H105ZM120 62L121 63H123L122 65H120ZM169 63V65L167 66V65H163L164 63ZM25 63V64H24ZM86 63V64H85ZM119 63V64H118ZM255 63V64H254ZM28 64H30V65H34L35 64V66L33 67V66H30V65H28ZM49 64H51V63H49ZM56 64V63H55ZM58 64V65H59ZM67 64V63H66ZM89 64H91V65H89ZM96 64V66H94ZM99 64V65H98ZM117 66H116V65ZM125 64V65H124ZM126 64L128 65V68H126ZM171 64V65H170ZM23 65V67H22V69H21V67L20 66H22ZM42 65V66H41ZM53 65V64H52ZM74 65V69L73 68H71L72 66ZM81 66V67H79L78 68V66ZM86 67H85V66ZM94 66V68H93V66ZM97 65H98V67H97ZM119 65L121 66V67H119ZM131 67H130V66ZM172 65H174V67L172 66ZM27 66L29 67V68H27ZM57 66V65H56ZM64 66V65H63ZM67 66V67H66ZM84 68H83V67ZM88 66V67H87ZM90 66V67H89ZM148 66V67H147ZM150 66H152L151 68H149ZM164 66V67H163ZM165 66H166V68H165ZM172 68H171V67ZM3 67H4V65H3ZM8 67V66H7ZM18 67V68H17ZM30 67H32V68H30ZM59 67V68H60ZM97 67V68H96ZM113 67H115V68H113ZM116 67H118V68H116ZM139 67H140V69H139ZM142 67V68H141ZM143 67H145L144 69H143ZM256 69H259V70H256V75H255V71H254V69L255 68ZM259 67V68H258ZM6 68V67H5ZM13 68H11V71L13 70ZM24 68H26V69H24ZM39 68H37V69H39ZM50 68H51V70H50ZM69 68V69H68ZM78 68V71L76 70ZM87 68V69H86ZM91 68V69H90ZM120 68V69H119ZM146 68H149V70L150 71H147L146 72ZM155 68V69H154ZM24 69V70H23ZM67 70V72L71 69V70H73V72H71V70L68 72V74H67V72L65 71V70ZM81 69H84V70H81ZM118 69V70H117ZM154 69V70H153ZM13 70V71H14ZM25 70H27V71H25ZM152 70V71H151ZM260 70H261V72H260ZM10 70H9V72L11 73V75H13V74H16L15 73V71L13 72V74H12V72H11ZM34 71V70H33ZM39 71V70H38ZM115 71H117V72H115ZM254 71V72H253ZM263 71V72H262ZM8 72V73H9ZM30 72V71H29ZM32 72V71H31ZM35 72H37V70H35ZM71 72V73H70ZM115 72V73H114ZM153 72L155 73V74H153ZM3 73V72H2ZM23 73V74H22ZM34 73V72H33ZM121 73V74H120ZM254 73V74H253ZM259 73H261V74H259ZM6 74V73H5ZM25 74V75H26ZM34 74H36V73H34ZM125 74H126V76H125ZM18 76L19 77V79H20V77L21 76ZM28 75V74H27ZM81 75V76H80ZM91 75L95 78V76H96V81L98 80V78L100 79V81H102L103 80V85L105 84L104 83V80H105V82H106V78H107V76H109L110 77V79L111 78H114V81H116V79H115V77H118L119 75H121L122 76V78L123 79H125V77H126V79L128 80H123L122 81V79H119L121 82H123L122 84H124V82L125 81H127V82H125L126 84H127V86L125 87V84H124V88H126V89H122L121 91L123 92V93H121V91H117V88H116V94H114V95H110V97L112 98V99H110V101H108V107H106V105L104 106V105H102V103L101 102H99L101 105H98V103L96 104L95 102H92V105L90 106L89 104H91V100L92 99H96L98 96H94L93 94L94 93H92V94H88L90 91H91V89H93L94 91L95 90H101V86H100V81L98 80V82H96L95 81V79H92L93 77H91ZM95 75V76H94ZM100 75H102V76H100ZM103 75L106 77V78H104L103 77ZM124 75V76H123ZM129 75V76H128ZM251 75H254V76H257L259 79L261 78V76L260 75H262L263 76V78H261L260 79V81H259V79L258 78H256V77H253L252 76V79L254 78V80L252 81L251 80ZM8 76H9V74H8ZM16 76H17V74H16ZM79 81V80H81L80 78H82V79H84L85 78V80L84 81H87V83L86 84H84V82H83V85H79V83H78V81L74 78V77ZM84 76V77H83ZM100 76V77H99ZM13 77V76H12ZM91 79H90V78ZM108 77V78H109ZM128 77H129V79H128ZM9 78V77H8ZM14 78V77H13ZM12 78V79H13ZM22 78V77H21ZM35 78H37L36 79V81H35ZM44 80H43V79ZM70 79L71 80V78H72V80L71 81H69L68 79ZM89 80H88V79ZM104 78V79H103ZM12 79H10V81H12V83H13V80ZM14 79H16V78H14ZM41 79L43 80V81H41ZM74 79V80H73ZM110 79L108 80L107 79V81L109 82L110 81ZM255 79H257L258 80V82H257V80H256V82H255ZM21 80V79H20ZM68 80V81H67ZM76 80V81H75ZM94 80V81H93ZM112 81H110V82H113V79H111ZM73 81H75V82H77L78 83V85H77V83H75V85L77 86V87H74V83H73ZM83 80H81V82H82ZM88 81H90V82H88ZM9 82V81H8ZM20 82V81H19ZM33 82H32V84H33ZM38 82H40L39 83V85H38ZM42 82V83H41ZM46 81H44V83H45ZM66 82H71L72 84L70 85V84H68V86H70V87H68V86H66L67 85V83ZM109 82V83H110ZM119 82V81H118ZM120 82V83H121ZM253 82L254 83H256L257 84V88H254L255 86H256V84H254L253 85V88L251 87L252 86V84H253ZM7 83V82H6ZM18 83V82H17ZM22 83V82H21ZM27 83V82H26ZM25 83V84H26ZM43 83V84H44ZM88 83H90V84H92V85H90V84H88ZM97 83V84H96ZM115 83V82H114ZM250 83H252V84H250ZM261 83V84H260ZM28 84H30V82H28L27 83V87H29V86H31V85H29L28 86ZM42 84V85H43ZM99 84V85H98ZM112 85H114L113 83H111ZM117 84V83H116ZM121 84V85H122ZM130 84V85H129ZM8 85H10V83H8ZM12 85H10V87L12 86ZM89 86V88H87L88 86ZM102 85V84H101ZM248 85H250V86H248ZM259 85V86H258ZM6 86V85H5ZM45 85H43V87H44ZM91 86H93V88L91 87ZM99 86L101 87L100 89H98L99 88ZM111 86V85H110ZM115 86V85H114ZM113 86V87H114ZM119 85H117V87H118ZM262 86V87H261ZM8 87V86H7ZM97 87V89H94V88H96ZM105 87H106V85H104V89H105ZM122 87V86H121ZM251 87V88H250ZM24 89L26 88V85H24V87H23ZM45 88V87H44ZM108 88V87H107ZM191 88V90H192V92L190 91L189 92V89ZM264 88V87H263ZM12 89V88H11ZM27 89V88H26ZM29 89V88H28ZM46 89V88H45ZM90 89V90H89ZM103 89V90H104ZM114 89H115V87H114ZM114 89H112V88H110V93H112V91L113 92H115L114 91ZM118 89H119V87H118ZM121 89V88H120ZM102 90V91H103ZM30 91V90H29ZM29 91H27V92H29ZM87 91V92H86ZM109 91H107V92H109ZM7 92H10V91H7ZM26 92V91H25ZM26 92V93H27ZM33 92V93H32ZM35 92H36V94H35ZM98 92H101V91H98ZM124 92H125V95H124ZM162 92V93H161ZM102 93V92H101ZM3 95H4V93H2ZM5 94H7V93H5ZM86 94L87 95H89V97H88V99H87V97H86ZM113 94V93H112ZM126 94H128V95H126ZM2 95V96H3ZM8 95V94H7ZM6 95V96H7ZM25 95V94H24ZM94 96V97H91L92 99H90V96ZM96 95H102V94H96ZM105 95V94H104ZM124 95V96H123ZM1 96V97H2ZM5 96V95H4ZM37 96H43V95H37ZM79 96V97H78ZM85 96V97H84ZM106 96V95H105ZM51 98H52V96H50ZM102 97V96H101ZM108 97V96H107ZM106 97V98H107ZM110 97H108V98H110ZM4 99H5V97H3ZM106 98H104V99H106ZM107 98V99H108ZM2 98H0V100H1ZM7 99H8V97H7ZM34 99H36V101L34 100ZM106 99V100H107ZM157 99V100H156ZM254 99H256V101L254 100ZM34 100V101H33ZM88 100V101H87ZM89 100H90V103H89ZM96 100H100V101H102L103 102V98L102 99H100V97L98 98V99H96ZM154 100H156L155 102H157V104H155V102H154ZM257 100L259 101L258 103H256L257 102ZM3 101V103H4V100H2ZM1 101V102H2ZM13 101V102H12ZM140 101H142V102H144V104L142 103V102H140ZM6 102V101H5ZM36 104V105H33L34 103ZM96 102H98V101H96ZM104 102H105V100H104ZM103 102V103H104ZM12 103L14 104L13 106H12ZM142 104L141 106L143 107L144 105H147V108L144 106L142 109L140 108V106L138 105V104ZM44 104V103H43ZM93 104H96V105H98V107L99 106H101L102 108H100L99 107V109L97 108L96 110H95V106H93ZM24 105V106H23ZM148 105H149V107H148ZM256 105H257V107H256ZM66 106H69V107H66ZM93 106V107H92ZM139 106V107H138ZM210 106H217V110L220 108V107H224L225 108V112L224 111H222V109H221V111H220V109H219V111H217L216 112V116L220 113V112H224L225 113V115H226V119H224V117L225 116H222L223 118L221 119V117L219 118V116H221L222 114L220 113V115H218L217 117H218V120L217 121H214V120H212V121H209L208 120V122L206 121V119H205V122L204 123H201L202 122V120H201V116H200V114L201 115H203V114H205V112H207V109H209L210 108ZM218 106H220L219 108H218ZM231 106V107H230ZM255 106V107H254ZM24 107V108H23ZM37 107V106H36ZM35 107V108H36ZM71 107V108H70ZM93 109H92V108ZM228 107V108H227ZM8 108H9V110H8ZM105 108H108V109H105ZM223 108V109H224ZM232 108V109H231ZM77 109V110H76ZM226 109H230V111H227ZM256 109H260L261 110V112L262 113H260L259 111L260 110H258V111H256ZM35 111H36V109H34ZM33 110V111H34ZM37 110H39V109H37ZM71 111L70 113H68V111ZM204 110H206L205 112H204ZM211 110V109H210ZM233 110V111H232ZM17 111L15 112V113H17ZM78 111V112H77ZM199 111V112H198ZM200 111H202L203 113H201ZM215 111V110H214ZM214 111H213V113H214ZM66 112V113H65ZM210 112V111H209ZM228 112V113H227ZM24 113V114H23ZM50 113V114H49ZM212 113V112H211ZM211 113H209V115L211 114ZM7 114H12L11 116L13 117V119H12V117L11 118H8L9 117V115H7ZM14 114V115H13ZM36 114V115H35ZM110 114V120L109 121H107L108 120V116H106V115H109ZM131 114V115H130ZM257 114V115H256ZM199 115V116H198ZM230 115H231V117H230ZM232 115H234V116H232ZM259 115H262L263 117H260ZM5 116V117H4ZM8 116V117H7ZM135 116V117H134ZM143 116V117H142ZM148 116V117H147ZM195 116V117H194ZM197 116L198 117H200V118H197ZM211 116V115H210ZM210 116H209V118H210ZM227 116L229 117V119H227ZM259 116V117H258ZM39 117V118H38ZM104 117H107L105 120H103V118ZM141 119H140V118ZM175 117V118H174ZM204 117V116H203ZM202 117V118H203ZM205 117H207V116H205ZM212 117V116H211ZM137 118H139V119H137ZM173 118L174 119H176V121L174 120V123H175V126H174V123H170V120L172 119L173 120ZM195 118V119H194ZM257 118H256V120H257ZM260 118H262V119H260ZM8 119H10V120H8ZM12 119V120H11ZM43 119V120H42ZM210 119H212V118H210ZM91 120V121H90ZM114 120L117 122H114ZM147 120H146V122H147ZM198 120V121H197ZM222 120L224 121L225 120V122L227 123V124H229L230 125V127H232L231 129H230V127L228 126H224V125H221V123L223 124V123H225V122H222ZM228 120H229V123H228ZM258 120L257 121H255V124H256V122H258ZM92 121H96V123H94V122H92ZM113 121V123H112V125H111V122ZM130 121H128V122H130ZM237 121H233V124L235 123V125L238 123V125H240V122H237ZM240 121V120H239ZM208 123V124H206L205 125V123ZM251 122V123H252ZM258 122V123H259ZM91 123H93V124H95L94 126H97L99 129L98 130H101L100 132H98V133H100L99 135H102V137L104 138H102V137H99V139H97V136L96 137H94L93 138V135L95 134V132H97L96 130H95V127L94 128H92L93 129V131H91V129H90V131H89V125H91ZM117 125H116V124ZM127 123V122H126ZM211 123V126H208L209 124ZM225 123V124H226ZM241 123V125H243ZM245 123V122H244ZM263 122H261V124H262ZM4 124V123H3ZM2 124V125H3ZM35 124V123H34ZM84 124H85V126H84ZM92 124V125H93ZM98 124V125H97ZM113 124L115 125V126H113ZM122 124V123H121ZM133 124V125H134ZM203 124L206 126V127H204L203 126ZM254 123H252V125H253ZM2 125H0V127H2ZM11 125V124H10ZM74 125H80V126H82L83 125V127H80V128H83L82 129V135H80V140H78L77 139V145L79 144V141H82V143H80V145H78V147H80L79 148V150H78V147H77V145H76V141H71L73 144L75 143V146L76 147H71L70 148V146L72 145V146H74L71 142H70V140H75L74 139V137L75 138H77V137H79V135H77V136H75L73 133L75 132V131H73L72 132V130H75V127L77 128V126H75L74 127ZM91 125V126H92ZM111 125V126H110ZM120 125V124H119ZM125 125V124H124ZM129 125V124H128ZM132 125V124H131ZM171 125V126H170ZM173 125V126H172ZM203 127H202V126ZM240 125V126H241ZM246 125H247V123H246ZM258 125V124H257ZM259 125H260V123H259ZM258 125V126H259ZM4 125H3V127H5ZM44 126V127H45ZM64 126V127H63ZM126 126V125H125ZM140 126V127H141ZM201 126V127H200ZM222 126L224 127V129H222ZM251 126V125H250ZM264 125H261L260 126V128H264L263 127ZM2 127V128H3ZM14 127V128H15ZM73 127H74V129H73ZM97 127H96V129H97ZM124 127V126H123ZM131 127V126H130ZM139 127V128H140ZM210 127L211 128H213V129H215V130H210ZM216 127V128H215ZM221 127V128H220ZM227 127V128H226ZM242 127V126H241ZM1 128V129H2ZM8 128H10L11 129V127H7L6 129H8ZM39 128H40V125H39ZM43 128V127H42ZM79 128V127H78ZM77 128V129H78ZM111 128H113V130L111 129ZM120 128V127H119ZM203 128V129H202ZM218 128H219V130L221 131H223V132H220V131H218ZM243 128H244V126H243ZM242 128V129H243ZM254 128H257V131L258 130H261V129H259V127H256V125H255V127ZM253 128V129H254ZM4 129V128H3ZM2 129V130H3ZM10 129H9V131H10ZM46 129L47 128H43V130H45L46 131ZM118 129V128H117ZM122 130H123V128H121ZM127 129V128H126ZM240 129V128H239ZM242 129H240V132L242 133L243 131H244V133H246L245 131L246 130H242ZM246 129H247V127H246ZM250 129V128H249ZM47 130V131H48ZM55 130V131H54ZM78 130H80L81 131V129H78ZM94 130H95V132H94ZM125 130V129H124ZM128 130V129H127ZM126 130V131H127ZM131 130V132H132V129H130ZM217 130V131H216ZM242 130V131H241ZM251 132H252V127H251ZM254 130H256V129H254ZM9 131H6L5 133L6 134H8L9 133ZM12 131V130H11ZM15 131V130H14ZM42 130H40V132H41ZM43 132L42 131V133L44 134V133H46V132ZM171 132V133H169V132ZM234 131V130H233ZM236 131V130H235ZM238 131V130H237ZM236 131V132H237ZM256 131V132H257ZM1 132H3V131H0V133ZM91 132H93V133H91ZM117 132V131H116ZM122 132H124V131H122ZM174 132V133H173ZM262 132L264 133V129L262 130ZM12 133V135H13V133L14 132H11ZM98 133H96V134H98ZM152 133V141H153V138H156L157 139V142H155L154 144L156 145V147L152 144V141H150L149 139H148V137H149V135ZM211 133V134H210ZM233 133V132H232ZM231 133V134H232ZM238 133V132H237ZM243 133V134H244ZM248 133V132H247ZM250 133V132H249ZM248 133V134H249ZM254 133V132H253ZM252 133V134H253ZM260 133V132H259ZM4 134V133H3ZM41 134V133H40ZM52 134V135H51ZM75 134H77L76 132H75ZM92 135V137L91 138H93V139H91L90 141H89V139L87 138L89 135ZM114 134V133H113ZM113 134H112V136H111V138H114V136H113ZM118 134H120V133H117V135ZM134 134V133H133ZM155 134V136L153 137V135ZM240 134V133H239ZM256 134V133H255ZM261 134V133H260ZM256 134L257 136H262L263 135V138H264V134ZM1 135H2V133H1ZM9 135V134H8ZM52 137H51V136ZM90 135V136H91ZM250 135V134H249ZM2 136H4V138L6 139L7 137H5V134L4 135H2ZM2 136H0V142L2 141V139H4ZM18 136V135H17ZM43 136H46V134H44V135H41V137H43ZM87 136V137H86ZM125 136H127V137H125ZM231 136V137H230ZM244 136V135H243ZM247 136V135H246ZM2 137V138H1ZM11 137H13V136H11L10 135V140L9 139H7V142L6 143H8V140L10 141L8 144H11ZM19 137V136H18ZM50 137V138H49ZM256 136H254V138H255ZM13 138H15V137H13ZM46 138V137H45ZM73 138V139H72ZM105 138H107L106 140H105ZM133 138H134V141H135V138H138V140L136 139V142L137 141H141V143H140V146L139 145H137L138 144V142H137V144H135L134 142L132 143V141H133ZM140 138V139H139ZM144 138H146L145 139V141H147V139H148V142L150 141L151 143L149 144V143H147V142H145V143H143V140H144ZM231 138V142H230V139ZM247 138V137H246ZM252 138H253V135H252ZM253 138V139H254ZM5 139H4V141H5ZM15 139H17V138H15ZM82 139V140H81ZM242 139V138H241ZM41 140H43V138L41 139ZM46 140V139H45ZM88 140V141H87ZM116 140V139H115ZM246 140V142H248V144L247 145H245L244 146V149H245V147L246 146H248V147H251L250 145L252 144L251 142H249V141H247V139H245ZM244 140V141H245ZM252 140V139H251ZM263 140V139H262ZM12 141H13V143H14V139H12ZM16 141V140H15ZM68 141L70 142V144L68 145ZM85 141H87V142H85ZM101 141H103V142H101ZM239 141H240V139H239ZM244 141H242V142H244ZM264 141V140H263ZM263 141H260V137H259V142L261 143V142H263ZM47 142V141H46ZM45 142V143H46ZM190 142L192 143H194V144H190ZM230 142V143H229ZM259 142H258V144H259ZM20 143V142H19ZM23 143H24V141H23ZM52 142H50V144H51ZM85 143H87L88 144V146H87V144H86V146H84L85 145ZM94 143V142H93ZM101 143V144H100ZM110 143V142H109ZM0 144H2V143H0ZM4 144H5V142H4ZM18 143H16V145H17ZM21 144V143H20ZM67 144V145H66ZM83 144V145H82ZM111 144H113V140H112V142H111ZM134 144V145H133ZM196 144V145H195ZM232 144V143H231ZM241 145H244V144H246L245 142H244V144H242V143H240ZM254 144V143H253ZM256 144H257V142H256ZM262 144V143H261ZM261 144L258 146V147H261ZM7 145V144H6ZM52 145V144H51ZM105 145L106 144H104V145H102V146H104L105 147ZM195 145V146H194ZM263 145V144H262ZM48 146V145H47ZM68 148H67V147ZM93 146L91 147V148H93ZM111 146H113V145H111ZM141 148V149H139V147ZM152 146V147H151ZM155 148H154V147ZM170 146H173V148L174 149H172L171 150V148H170ZM255 146V145H254ZM253 146V148H256V146L254 147ZM2 146H0V148H1ZM12 147V146H11ZM10 147V148H11ZM17 146H15L14 145V148H16ZM19 148H20V146H18ZM49 147V146H48ZM82 147H84V148H82ZM107 147H109V146H107ZM133 147V148H132ZM136 149H135V148ZM10 148H8V154H10V152L11 151H13L12 149L10 150ZM13 148V147H12ZM41 149L42 151H44V149ZM47 148V149H46ZM77 148V149H76ZM113 148V147H112ZM127 148V149H126ZM232 148V149H231ZM17 149V148H16ZM14 149L15 150V152H13V153H15L16 154V156L17 157H22L23 159H26V157H25V148H24V150H22V152L20 151V149ZM69 149H71L72 151H73V149H74V152L76 151L77 152V157H76V155L75 156H73V158H72V160H71V157H72V154L74 155V153L72 152V151H69ZM126 149V150H125ZM134 149V150H133ZM168 149H170V150H168ZM248 149H250V148H248ZM3 150H5L6 151V153H7V150L6 149H3ZM60 150H62V151H60ZM108 150V149H107ZM112 150V149H111ZM115 150V152H116V149H114ZM247 150V149H246ZM255 151H256V149H254ZM253 150V151H254ZM263 150V149H262ZM10 151V152H9ZM57 151H59V153H61V154H59ZM65 151H64V153L63 154H65ZM78 151H80V152H78ZM122 151V152H121ZM124 151V152H123ZM249 151V150H248ZM252 151V150H251ZM58 153V155L59 156H57V153ZM72 152V154L71 155H69V153H71ZM75 152V153H76ZM85 152V151H84ZM90 152V151H89ZM113 152V151H112ZM173 152V153H172ZM2 152L0 151V154H1ZM5 153V152H4ZM42 153V152H41ZM44 153H43V155H44ZM79 153V154H78ZM114 153V152H113ZM112 153V154H113ZM172 153V154H171ZM244 155H243V154ZM8 154H6L7 156H8ZM30 154V153H29ZM45 154V156L44 157H46L47 155ZM85 154H87V155H89L88 153H85ZM90 154H91V152H90ZM98 154V155H97ZM112 154H110V155H112ZM115 154H117V153H115ZM142 154H144V156L142 155ZM251 154V153H250ZM4 155V154H3ZM3 155H1L0 156V162L1 163H3V164H1L0 163V264H81V262L83 261L84 262V259H83V254H85V257H87V255H91V254H97V252L98 251H101L102 249H101V245H100V250H99V247H95L94 245H93V243H92V245H88V244H85V243H87V242H85V243H83V241H82V238L80 237L81 235H80V233L78 232V230L79 229H76L77 230V232L75 231V229L74 230H72V229H68L70 226H72V225H74V224H72V223H74V221L71 223V225L69 226V225H67L66 226V221H65V216H60V215H65V211H66V208H64L65 209V211H63V209H62V212L64 213H62V212H60V211H58L57 210V206L59 207V208H61L60 207V204H61V202H60V204H57L56 202H57V200H58V197H56L57 199L55 200V201H53L54 203H53V205L55 206V208L53 207V205H52V207H53V211H51L50 213H48L47 214V211L49 212V206H48V210L46 211H43L42 212V210H39L38 209V207H39V205L40 204H42L40 201H43V200H40L39 202H37V203H39V205L37 206V212L36 213H38V211H41L42 213H40V214H42V216L38 213V215L37 214H35L33 211V209H32V207H34V206H36L34 203L36 202V201H34L33 199L34 198H32V193H33V189H32V185L31 184H33L34 183V180L36 179L35 178V176L33 175V174H31V175H33L34 176V179L32 178L33 176H29V175H27V173H25V174H23V175H27V177H26V179H24L25 177L23 176L22 177V180L21 179H15L14 177H13V179H11L10 178V180L8 179H4L5 177V166H4V162H5V159L4 160H2L3 158H2V156ZM31 155H33V154H31ZM55 155H56V158H55ZM82 155H83V153H82ZM108 155H109V151H108ZM145 155H147V156H145ZM169 155H171V158L169 159ZM253 155V154H252ZM261 155V154H260ZM69 156V158H67ZM84 156V155H83ZM113 156V155H112ZM111 156V157H112ZM122 156V157H121ZM248 156V157H247ZM5 157V156H4ZM87 157V156H86ZM115 157V156H114ZM136 157H139V156H136ZM135 157V158H136ZM145 157H147V158H145ZM252 157V156H251ZM254 157V156H253ZM6 158H8V157H6ZM9 158H10V156H9ZM8 158V160L10 161H12L13 159H9ZM28 159L30 158V157H27ZM38 158V157H37ZM55 158V159H54ZM75 158L77 159L78 158V160H79V162H78V160L75 162L74 160H75ZM83 158V157H82ZM90 158V157H89ZM118 158H116V159H118ZM134 158V159H135ZM256 158V157H255ZM260 158H262V157H260ZM16 160H17V158H15ZM64 159H63V161H64ZM92 159V158H91ZM113 159V158H112ZM257 159V158H256ZM256 159H255V161H256ZM8 160H6V161H8ZM15 160V161H16ZM47 162H46V161ZM62 160V159H61ZM128 160V159H127ZM127 160L125 161L124 160V162H126L127 163ZM10 161V162H11ZM14 160H13V162H15ZM36 161V160H35ZM60 161V160H59ZM58 161V162H59ZM88 162H89V160H87ZM93 161V160H92ZM98 161V162H99ZM117 161V160H116ZM115 161V162H116ZM243 161H245V162H243ZM264 161V160H263ZM33 162V161H32ZM57 161H55V163H56ZM65 162V161H64ZM63 162V163H64ZM68 162H66V163H64V166H65V164H66V166L69 168V169H71V171L74 169L75 170V167L74 166H76V165H72V163H69V166L71 167V166H73V167H69L68 166ZM161 162V163H160ZM246 162H247V164L248 163H250L251 165H248L247 166V164H246ZM252 162V163H251ZM5 163H7V162H5ZM9 163V162H8ZM16 163V162H15ZM41 163H44V164H42L43 166L41 167V165L40 164ZM48 165H47V164ZM83 163H85V161L83 162ZM116 163H118V162H116ZM139 163V164H138ZM144 165H143V164ZM151 163H152V166H151ZM243 163L244 164H246V165H244V166H247V169H246V167H242L243 166ZM28 164H29V162H28ZM109 164H111V165H109ZM118 164H120V163H118ZM117 164V165H118ZM122 164V163H121ZM124 164V163H123ZM216 164V165H215ZM256 164V163H255ZM10 165V164H9ZM8 165V166H9ZM11 165H14V164H11ZM33 165H34V163H33ZM61 165V164H60ZM81 165V164H80ZM83 165V164H82ZM84 165H86V163L84 164ZM99 166V168L97 167V166ZM126 166H127V164H125ZM143 165V166H142ZM155 165V166H154ZM158 165V166H157ZM257 165V164H256ZM63 166V165H62ZM122 166V165H121ZM125 166V168H124V166L122 167V168H124V169H126V168H131V167H126ZM129 166V165H128ZM134 166H135V164H134ZM259 166V165H258ZM11 167V166H10ZM34 167V166H33ZM46 167V168H45ZM56 167H59V165L57 166V164H56ZM61 167V166H60ZM137 167V166H136ZM141 167H139V168H141ZM253 167V166H252ZM9 168V167H8ZM76 168H78V167H76ZM131 168V169H132ZM262 168V167H261ZM260 168V171L257 173L258 175H257V178L258 177H260L259 178V180H257V182L256 183H259V185H260V187L259 188H257L259 185H257L256 183H254L253 181H254V179L252 180V182H250V183H252V187L250 188L251 189V191H252V188L255 190V194L256 195H258L257 193H256V189L257 190H260V192L261 191H263V189H264V167H263V169H261ZM7 169V168H6ZM14 169V168H13ZM16 169H17V167H16ZM42 169V170H43ZM67 169V168H66ZM66 169H62V171H65ZM84 169V170H85ZM101 169L102 170H105V169H107V173H105V171H102V172H104L105 173V175H104V173H102V175H101V173H99V172H101ZM130 169V170H131ZM143 169H146V168H143ZM154 169V168H153ZM258 169V168H257ZM10 170H12L11 168H10ZM15 170V169H14ZM14 170H12L11 172H13ZM35 170V169H34ZM34 170L32 169V170H30V171H33L34 172ZM57 170V169H56ZM93 170V171H92ZM100 170V171H99ZM155 170V169H154ZM160 170V171H159ZM241 170V171H240ZM244 170V171H243ZM9 171V170H8ZM30 171H29V173H30ZM39 172L41 171V170H38ZM37 171V172H38ZM48 171V172H49ZM60 171V173H62V174H65V175H67L68 174V172H69V170H67L68 172H67V174L66 173H64V172H62L61 170H59ZM90 171V172H89ZM95 171V172H94ZM98 171V173H96ZM138 171V170H137ZM143 171H145V170H143ZM146 171H148V170H146ZM237 171H239V172H242L241 173V175H238L239 174V172H238V174H235V173H237ZM10 172V173H11ZM36 172V173H37ZM42 172V171H41ZM94 172V173H93ZM113 172H115V173H113ZM130 172V173H129ZM152 172H153V174H152ZM28 173V174H29ZM42 173H44L45 174V172L43 171ZM41 173V174H42ZM50 173V172H49ZM57 173V172H56ZM59 173V174H60ZM92 173V174H91ZM129 173V174H128ZM144 173V174H145ZM255 173V172H254ZM12 174H14V172L12 173ZM11 174V175H12ZM17 174V173H16ZM35 174V173H34ZM40 174V173H39ZM51 174V173H50ZM61 174V175H62ZM74 174V173H73ZM106 174H107V176H106ZM131 174H132V176H133V178L135 179V180H133L132 179V177H130L131 176ZM256 174V173H255ZM35 175H37V174H35ZM45 175H47V173L45 174ZM64 175V176H65ZM130 175V176H129ZM148 175V176H147ZM9 176V175H8ZM13 176V175H12ZM54 176V175H53ZM51 177V179L53 180L54 178H55V176L54 177ZM73 176H72V173H71V175L69 176V177H71V179H73ZM77 176H80V177H77ZM82 176V177H81ZM84 176V177H83ZM94 176V177H95ZM146 176V177H145ZM152 176V177H151ZM239 176V177H238ZM240 176H241V179H240ZM253 176V177H252ZM37 177V176H36ZM38 177H39V175H38ZM43 177V176H42ZM56 177H58V176H56ZM59 177H60V175H59ZM68 176H66L65 177V179L67 178V180H69L68 178H69ZM93 177V178H94ZM128 177H129V179H128ZM142 177V178H141ZM262 177V178H261ZM20 178H21V176H20ZM41 178V176L39 177V179ZM46 178V177H45ZM63 178V177H62ZM62 178H61V181H62ZM106 178V179H105ZM138 178H141V180L140 179H138ZM150 178V179H149ZM257 178H255V179H257ZM33 179V180H32ZM38 179V178H37ZM36 179V180H37ZM48 179V178H47ZM50 179V180H51ZM59 179V178H58ZM64 179V178H63ZM64 179V180H65ZM125 179L128 181V183L125 181ZM132 179V181H129V180H131ZM50 180H48V181H50ZM147 180V181H146ZM41 181V180H40ZM56 181L57 182H60V181H58L57 180V178H55V181L53 180V182H55L56 183ZM80 181V180H79ZM94 181L95 182H97L96 181V179H94ZM102 181V182H103ZM139 181V182H138ZM149 181V182H148ZM33 182V183H32ZM44 181H42V183H43ZM77 182V181H76ZM100 182V181H99ZM131 182H132V185H131ZM49 183V182H48ZM55 183H53V185L55 184ZM62 183H63V181H62ZM83 183H85V186H86V184L88 185V183H86L85 182V180H83ZM68 184V183H67ZM71 184V183H70ZM91 184H93L92 182H91ZM91 184H89L90 186H92ZM101 183H99L98 185H100ZM120 184V185H121ZM129 185V188L127 187L128 185ZM143 184V186L141 185V187H143V189L146 187L145 185ZM155 184H157V185H155ZM247 184V183H246ZM246 184H244V185H246ZM256 184V187H253L254 185ZM34 185V184H33ZM52 185V184H51ZM52 185V186H53ZM57 185H59V183L57 184L56 183V185L55 186H57ZM60 185H62V184H60ZM64 185H66V183L65 184H63L62 186H64ZM84 185V184H83ZM97 185V186H98ZM107 185H109V184H107ZM243 185V186H244ZM250 185V184H249ZM47 186V185H46ZM62 186H60V187H62ZM67 186V185H66ZM68 186H69V184H68ZM67 186V187H68ZM74 186H76V185H74ZM73 186V187H74ZM90 186H89V188H90ZM101 186V185H100ZM103 186L105 187V185H104V183H103ZM122 186V185H121ZM137 186V185H136ZM140 186V185H139ZM139 186H137V187H139ZM152 187V189L151 190H155V192H156V189H155V187ZM237 186H239V187H237ZM247 186V185H246ZM37 187V186H36ZM73 187H71L72 189L71 190H66V192L68 193V191L70 192L69 193V196L71 197V195L74 193H72L71 194V191H74V188ZM94 187V186H93ZM96 187V186H95ZM108 187V186H107ZM261 187H263L262 189H261ZM35 188V187H34ZM68 188H70V187H68ZM84 188V187H83ZM86 188V187H85ZM85 188L84 189H81V192L83 191V190H85ZM88 188V187H87ZM86 188V189H87ZM92 188V187H91ZM103 188V187H102ZM115 188V187H114ZM128 188V189H127ZM147 188V187H146ZM164 188V189H165ZM169 188V189H168ZM244 188V187H243ZM51 189V188H50ZM67 189V188H66ZM104 189V188H103ZM116 189V188H115ZM168 189V190H167ZM172 189V190H171ZM232 189L234 190L233 191V193H232ZM246 188H244V190H245ZM78 190V189H77ZM76 190V191H77ZM90 190V189H89ZM92 190V189H91ZM91 190H90V192H91ZM107 189H105L104 191H106ZM133 190V189H132ZM148 190H149V187H148ZM151 190H149L150 192H151ZM235 190H237V192L235 191ZM240 190V189H239ZM247 190H248V188H247ZM31 191H32V193H31ZM39 191V190H38ZM43 191V190H42ZM61 190L59 189V191L58 192H60ZM110 191V190H109ZM115 191H118V190H115ZM120 191H123V190H120ZM131 191V190H130ZM145 191H147L146 189H145ZM169 191H170V193H169ZM251 191H247V194H249V192H251ZM37 192V191H36ZM41 192V191H40ZM78 192V191H77ZM80 192V191H79ZM76 193V195L74 196V197H76L77 196V194L79 195L80 193ZM88 191H86V193H87ZM92 192H93V190H92ZM92 192H91V194H92ZM112 192H113V190H112ZM112 192H111V194H112ZM119 192V191H118ZM132 192V191H131ZM154 192V191H153ZM168 192V193H167ZM253 192V191H252ZM258 192V191H257ZM35 193V192H34ZM39 193V192H38ZM45 193H47V192H45ZM54 193H56V192H54ZM105 193V192H104ZM120 193H122V192H120ZM149 193V192H148ZM158 193V192H157ZM235 193V194H234ZM242 193V192H241ZM245 192H243V194H244ZM254 193V192H253ZM19 194H22L21 196L19 195ZM43 194V193H42ZM62 194V191L60 192V199L61 198H63V196L61 195ZM63 194H65V193H63ZM85 194V193H84ZM88 194V193H87ZM86 194V195H87ZM90 194V195H91ZM107 194V197H108V194L109 193H106ZM117 192L116 193H114V195L116 196V198H117ZM123 194V193H122ZM152 194V193H151ZM158 194V195H159ZM233 194H234V196H233ZM254 194V195H255ZM53 195H55V194H53ZM67 195V194H66ZM93 195V194H92ZM100 195V194H99ZM105 195V194H104ZM113 195V196H114ZM155 195V194H154ZM173 195V196H172ZM242 195V194H241ZM255 195V196H256ZM259 195H260V197H261V195L262 194H260L259 193ZM258 195V196H259ZM263 195H264V193H263ZM40 196H42L41 194H40ZM45 196V195H44ZM46 196L48 197V195L46 194ZM49 196H50V194H49ZM82 196H83V193H82ZM89 196V195H88ZM88 196H86L87 198H86V201H88ZM96 196V195H95ZM106 196V195H105ZM104 196V197H105ZM113 196H111V197H113ZM115 196H114V199H116L115 198ZM122 196V195H121ZM125 196V195H124ZM123 196V197H124ZM130 196V195H129ZM141 196H143V195H141ZM152 196V195H151ZM150 196V198H152ZM165 197V200L163 199L164 197ZM172 196V197H171ZM237 196V195H236ZM245 196V195H244ZM249 195H247V197H248ZM22 197H23V199H22ZM43 197V196H42ZM41 197V198H42ZM73 196L71 197V198H74ZM83 197H85V196H83ZM91 197V196H90ZM97 197V196H96ZM102 197V196H101ZM107 197H105L106 198V200H107ZM110 197V198H111ZM120 197V196H119ZM139 197V196H138ZM157 197V196H156ZM160 197V196H159ZM176 199V200H173L172 201V199H174V198ZM250 197V196H249ZM259 197V198H260ZM21 198V199H20ZM37 198H39L38 196H37ZM46 198V197H45ZM51 200H54L53 198V196H51ZM65 198V199H64ZM63 199L64 200H66L67 199V197H64ZM95 198V197H94ZM99 198V197H98ZM130 198V197H129ZM133 198V197H132ZM141 197H139V199H140ZM158 198V197H157ZM156 198V199H157ZM166 198H168V199H166ZM170 198H172L171 200H170ZM251 198V197H250ZM252 198H254V197H252ZM251 198V199H252ZM48 199V198H47ZM62 199V202L64 201ZM78 198L76 197V200H77ZM109 199V198H108ZM112 199V198H111ZM110 199V201H112ZM121 199V198H120ZM146 199H148V198H146ZM255 199H258L257 197H255ZM263 199H264V197H263ZM21 200V201H20ZM23 200V201H22ZM45 200V199H44ZM81 200V199H80ZM80 200H78L79 202H80ZM98 200V199H97ZM105 200V199H104ZM105 200V201H106ZM238 200H239V198H238ZM259 200V199H258ZM262 200V199H261ZM45 201H47V200H45ZM71 201V200H70ZM72 201H73V199H72ZM70 202L71 203V205L73 206V203L75 202L76 203V201H74V202ZM77 201V202H78ZM83 200H81V202H82ZM103 200H101V202H102ZM137 201H139V200H136V202ZM147 201V200H146ZM150 201V200H149ZM153 202L154 201H156V200H152ZM167 201V203H165ZM169 201V202H168ZM245 201H246V199H245ZM245 201H240V202H243L242 204H245ZM257 201V200H256ZM260 201V200H259ZM259 201H258V204H259ZM21 202V203H20ZM23 202V203H22ZM24 202H26V203H24ZM34 204V206H32L33 204ZM49 202V201H48ZM59 202V201H58ZM66 202H68L67 200L65 201V203ZM84 202H85V199H84ZM92 202H93V199H92ZM106 202H108V201H106ZM113 202H116V201H113ZM113 202H110V203H112V204H114ZM119 202V200L117 201V203ZM135 202V203H136ZM142 202L143 201H141V204H142ZM151 202V201H150ZM157 202H158V200H157ZM164 202V203H163ZM237 202V206L238 207H236V204H234V203H236ZM19 203V204H18ZM29 203H30V205H31V209H32V213H28L29 211H30V208H29ZM47 203V202H46ZM45 202L43 203V205L42 206H40L41 208H44V206H45V209H46V206L49 204V203H47V205H45L46 204ZM109 203V202H108ZM138 203V202H137ZM140 203V202H139ZM149 203V202H148ZM250 203V202H249ZM257 203V202H256ZM57 204V205H56ZM63 204V203H62ZM67 204V203H66ZM65 204V205H66ZM77 204V203H76ZM75 204V205H76ZM81 204V203H80ZM145 205H147V203H144ZM157 204V203H156ZM173 204V203H172ZM241 204V205H242ZM253 204V203H252ZM257 204V205H258ZM262 204H263V202H262ZM28 207H27V206ZM70 205V204H69ZM68 205V206H69ZM71 205H70V209L72 208L71 207ZM144 205V206H145ZM247 205L248 204H246V207H247ZM251 205V204H250ZM255 205V204H254ZM25 206L27 207L26 209H25ZM62 206V205H61ZM64 206V205H63ZM67 205H66V207H68ZM141 207L143 206V205H140ZM157 206V205H156ZM155 206V207H156ZM175 206V204L173 205V207ZM242 206H244V205H242ZM249 206V205H248ZM260 206V207H259ZM257 208H261V205H259ZM263 206H264V204H263ZM24 207V209H22V208ZM50 207H51V203H50ZM80 207V206H79ZM149 207V206H148ZM154 207V208H155ZM170 207V206H169ZM253 207V206H252ZM29 208V209H28ZM63 208V207H62ZM74 208V207H73ZM158 208V207H157ZM255 208V207H254ZM27 209H28V211H27ZM35 209V208H34ZM69 209V208H68ZM67 209V210H68ZM70 209H69V211H70ZM75 209V208H74ZM151 209V208H150ZM243 209H246V208H243ZM250 209H251V206H250ZM262 209H264V208H262ZM25 210V211H24ZM51 210V209H50ZM56 210V211H55ZM61 210V209H60ZM72 210V209H71ZM157 210V209H156ZM20 211H22V213H20ZM57 213V214H59V215H57L55 212ZM68 211V212H69ZM80 211V210H79ZM147 211H149V210H147ZM151 211H152V209H151ZM150 211V212H151ZM153 211H154V209H153ZM153 211H152V213H153ZM158 211L156 212V213H158ZM162 211V212H161ZM171 211H172V209H171ZM27 212V213H26ZM67 212V211H66ZM71 212V211H70ZM74 212H76V211H74ZM141 213H142V210L140 211ZM145 212V211H144ZM163 212H167V213H163ZM175 212V213H174ZM253 212V211H252ZM254 212H255V210H254ZM260 212H261V210H260ZM260 212L258 213L259 214V216H260ZM263 212H264V210H263ZM33 213H34V215H33ZM44 213H46L45 215H44ZM76 213H78V212H76ZM75 213V214H76ZM80 213V212H79ZM138 213V212H137ZM148 213V214H147ZM151 213V214H152ZM160 213H159V216H162V215H160ZM250 212H248V214H249ZM49 214H51L50 215V217H49ZM71 214V213H70ZM70 214H69V216H70ZM144 214V213H143ZM142 214V216L145 218L146 217V215H143ZM146 214L149 216L150 215V213L149 212H146ZM154 214V213H153ZM48 217H47V216ZM58 216V217H61V219L63 220V218H64V222H62L61 221V219L59 218L58 219V217H55V216ZM106 215V214H105ZM108 215V214H107ZM257 215V214H256ZM264 215V214H263ZM54 216V217H53ZM76 216H77V214H76ZM82 216H83V214H82ZM95 216V215H94ZM141 215H139V217H140ZM154 216V215H153ZM152 216V217H153ZM158 216V215H157ZM170 216H171V218H170ZM251 217V218H249V217ZM63 217V218H62ZM71 217H73V216H71ZM96 217H97V215H96ZM99 217V216H98ZM122 217V216H121ZM136 217H137V215H136ZM138 217V218H139ZM142 217V218H143ZM264 217V216H263ZM35 218H37V219H35ZM53 218H57V219H53ZM67 218H68V215H67ZM67 218H66V220H67ZM74 218H76V217H74ZM77 218H79V217H77ZM81 218V217H80ZM91 218V217H90ZM94 218V217H93ZM100 218V217H99ZM104 218V217H103ZM105 218H106V216H105ZM108 218V217H107ZM106 218V219H107ZM147 218V217H146ZM161 218V217H160ZM46 219V220H45ZM49 219L51 220V221H49ZM68 219H70V217L68 218ZM96 219H98V218H96ZM101 219V218H100ZM155 219V218H154ZM162 219V218H161ZM165 219V218H164ZM178 219V220H177ZM254 219V220H255ZM56 220V221H55ZM72 220H73V218H72ZM71 220V221H72ZM123 220V219H122ZM138 220V219H137ZM140 220L142 221L143 219H141L140 218ZM140 220H138V221H140ZM149 220V219H148ZM147 220V221H148ZM155 220H157L158 221V218L157 219H155ZM39 222V224H40V226H39V224H38V222ZM53 221V222H52ZM60 221V222H59ZM70 221V220H69ZM68 221V222H69ZM76 221H77V219H76ZM76 221H75V223H76ZM80 222H81V219L79 220ZM157 221H156V223H157ZM160 222H162L161 220H159ZM35 222H37V224L36 225H38L39 227H35ZM59 222V223H58ZM78 222V221H77ZM79 222V223H80ZM123 222V221H122ZM145 222V221H144ZM148 222H150V220L148 221ZM153 222H155L154 220H153ZM61 223V224H60ZM63 223V224H62ZM78 223V224H79ZM83 223V222H82ZM125 223V222H124ZM147 223V222H146ZM167 223V224H166ZM178 223V224H177ZM46 224H47V226L49 227H47L46 228ZM59 224V225H58ZM65 224V225H64ZM68 224V223H67ZM77 224V225H78ZM126 224V223H125ZM142 224V223H141ZM145 224V223H144ZM76 224H75V226H77ZM80 225V224H79ZM174 225V227H171V226H173ZM176 225V226H175ZM177 225H178V227H177ZM52 226V227H51ZM69 226V227H68ZM32 227H34V228H32ZM67 227V228H66ZM78 227V226H77ZM79 227H81V225L79 226ZM84 227V226H83ZM140 227V226H139ZM144 227V226H143ZM146 227H148V226H146ZM148 227V228H149ZM163 227V226H162ZM197 227H198V229L199 228H201V227H203V229H204V227L206 228V229H209V230H211V231H213V234H215V236L216 237H219L218 235H220V236H222V238H223V240H225L224 238H226L229 242H227L226 240H225V242H227V243H223V245H225L224 247H226V249H224L223 250V248H221V246L220 247H215L216 246V244L213 246L215 249H211V245H210V242L209 241H212V239L210 238L209 239V241H208V239L206 238V233L204 234V233H202L203 232V230L200 232V230L202 229H200L199 231L197 230ZM51 228V229H50ZM71 228V227H70ZM73 228V227H72ZM75 228V227H74ZM170 230H169V229ZM171 228H173V230H171ZM37 229V230H36ZM67 229L68 230H71L72 232H69V231H67ZM82 229V228H81ZM126 229V228H125ZM165 230V231H162V230ZM167 229V230H166ZM205 229V230H206ZM129 230V229H128ZM137 230V229H136ZM169 230V231H168ZM209 230H206V231H209ZM81 231V230H80ZM127 231V230H126ZM145 231V230H144ZM150 231V232H149ZM153 231H154V233L156 234L157 232V234L155 235L154 233H153ZM170 231H172V232H170ZM211 231H209V232H211ZM238 231H240V234L238 233ZM251 231H253L252 233H253V235L254 236H252V233H251ZM74 232V233H73ZM125 232V231H124ZM129 232V231H128ZM133 232H135V231H133ZM205 232V231H204ZM132 233V232H131ZM145 233V232H144ZM235 233H237V235H234ZM80 236H79V235ZM82 234V233H81ZM126 234V233H125ZM129 234V233H128ZM133 234V233H132ZM145 235H144V237H145ZM206 235V236H205ZM211 235H212V233H211ZM211 235H210V237H211ZM129 236V235H128ZM132 236V235H131ZM214 236V235H213ZM226 236V237H225ZM142 237V236H141ZM140 237V238H141ZM155 237V238H154ZM129 238V237H128ZM213 239H216V238H214V237H212ZM221 238V237H220ZM221 238V239H222ZM238 238V237H237ZM237 238H236V242L237 243H240V241H238L237 240ZM251 238V239H250ZM130 239V238H129ZM145 239H148L149 241H147L145 244H144V242H145ZM218 239V238H217ZM216 239V240H217ZM232 239H234V238H232ZM242 239V240H241ZM131 240V239H130ZM133 240V239H132ZM251 240V241H250ZM127 241H129V240H127ZM214 241V240H213ZM234 241V240H233ZM102 242V241H101ZM101 242H99V243H101ZM148 242H150V244H148ZM217 242V241H216ZM218 242H219V240H218ZM98 243V244H99ZM106 243H107V241H106ZM130 243V242H129ZM213 243V242H212ZM252 243V242H251ZM97 244V245H98ZM104 244H105V242H104ZM110 244V243H109ZM140 244V245H139ZM142 244H143V247H142ZM146 244H148V245H146ZM214 244V243H213ZM227 244V245H226ZM233 244V243H232ZM232 244H231V246H232ZM234 244H236L235 242H234ZM108 245V244H107ZM116 245V244H115ZM222 245V244H221ZM240 245V244H239ZM248 245V244H247ZM252 245V244H251ZM251 245L249 246V247H251ZM104 246V245H103ZM142 248H141V247ZM230 246V245H229ZM230 246V247H231ZM236 246V245H235ZM243 246V245H242ZM246 246V245H245ZM248 246H246V247H248ZM115 247V246H114ZM119 246H116V249L118 248ZM145 247V248H144ZM252 247V248H253ZM257 247V248H256ZM120 248V247H119ZM216 248H219V249H216ZM229 248V247H228ZM237 248V247H236ZM243 248H245V247H243ZM242 248V249H243ZM251 248V249H252ZM106 249H109V248H106ZM115 249V248H114ZM115 249V250H116ZM137 251H135V250ZM247 249H249V248H247ZM111 250V249H110ZM121 250H122V248H121ZM145 251V254H143L144 253V251ZM225 252V254H224V252ZM240 250V249H239ZM117 251V250H116ZM134 251H135V253H134ZM138 251H140V253L138 252ZM230 251H231V249H230ZM234 251V250H233ZM232 251V252H233ZM241 251H243V250H241ZM104 252V251H103ZM102 252V253H103ZM111 252H114V251H112L111 250ZM118 252V251H117ZM116 252V253H117ZM120 252V251H119ZM141 252H142V254H141ZM234 252H236V251H234ZM87 253V254H86ZM115 253V252H114ZM114 253H112V254H114ZM132 253V254H131ZM231 253V252H230ZM237 253V252H236ZM247 253H249V252H247ZM252 253V252H251ZM255 253V252H254ZM107 254V253H106ZM134 254H136V255H134ZM235 254V253H234ZM237 254H239V253H237ZM99 255V254H98ZM104 255V254H103ZM108 255V254H107ZM131 255H132V257H131ZM137 255H139V257H140V259L138 260V258H136V256ZM232 255V254H231ZM254 255V254H253ZM256 255V254H255ZM94 256V255H93ZM111 256V255H110ZM109 256V257H110ZM117 256V255H116ZM115 256V257H116ZM133 256H135V257H133ZM235 256V255H234ZM248 256V255H247ZM84 257V258H85ZM107 257V256H106ZM252 257H254V256H252ZM88 258V257H87ZM94 258H97V257H94ZM100 258V257H99ZM134 258V259H133ZM136 258V259H135ZM143 258V260L140 262V260ZM229 258H231V259H233L232 258V256L231 257H229ZM102 259V258H101ZM108 259V258H107ZM114 259H116V258H114ZM251 259V258H250ZM254 259V260H255ZM80 260H82L81 262H80ZM88 260V259H87ZM94 260V259H93ZM112 260V259H111ZM243 260V259H242ZM253 260V259H252ZM92 261V260H91ZM102 261V260H101ZM109 261H110V259H109ZM116 261V260H115ZM115 261H113L114 263H116ZM251 261V260H250ZM82 262V264H84ZM86 262V261H85ZM95 262V261H94ZM97 263H98V260L96 261ZM95 262V263H96ZM243 262H246V261H243ZM93 264V262H86L85 264ZM101 263V262H100ZM126 263V264H127ZM258 263V262H257ZM106 264V263H105ZM237 264H242L241 262L239 263H237ZM255 264V263H254Z\"/></svg>",
	"mask_w": 264,
	"mask_h": 264
},
{
	"label": "rangeland",
	"instance_id": "2",
	"mask_svg": "<svg viewBox=\"0 0 264 264\" xmlns=\"http://www.w3.org/2000/svg\"><path fill=\"white\" fill-rule=\"evenodd\" d=\"M12 1H13V0H12ZM12 1H10V0H6V2H7V3H6V2H4V0H3V1L0 0V11H1V12L4 11L2 14H7V15L10 14L9 12H11V11L8 10V11H9V12H8L7 9H8V8L10 9L11 7H9L8 5H11V3H12L13 5H11V6H14V3H16V2H15L16 0L14 1V3H13ZM20 1H21V0H20ZM25 1H26V0H23V2H25ZM28 1H29V0H28ZM30 1H31V0H30ZM30 1H29V2H30ZM33 1H36V0H33ZM33 1H31V2H33ZM38 1H39V0L36 1V4H35V2H33V6H34V5H35V6H38V7H37V8H38V9H37L38 11H39V9H40V10H41V9L44 10V11L42 10V13L44 12V14H41V13H40L41 16H42V15L45 16V15H46L45 13H47V15H48L49 13H50L51 15L54 14V15L52 16L51 19H50L51 15H48L49 18H46V17H43V16H42L41 19H40V17H39L40 15H39L38 17H39V19H40L41 21H42V19L44 18L43 22H40L39 19H36L37 16L34 17V14H33V17L35 18V21H38V23L35 22L36 24H39V22L42 24V23H44L47 19H49L50 21L47 20V21H46L47 24H45L46 27H47L48 24H49L48 28L43 27L44 24L39 25L40 27L38 28V27L35 26V25H36L35 23H34V26H35L36 28H32L33 25H31V23H30V22L32 21V19H31V21H28L29 19H27V18L30 17V15H29V17H26V20L28 21L27 24H30V28H31L33 31H34V29H37V28H38V30H40L41 28H42V30H43V28L47 29L48 32H47V30H45V29L43 30L44 32H47V33H44V32L42 33V36H43V37H41V35H40L41 32H42V30H41V32L39 31L40 34L37 33L38 31L35 32V31H36V30H35L34 33H37V34H38V35H37V34L34 35V38H35L36 40H35V39H32V38L30 39L29 37H31V36L33 35V31H32V32L29 31V27H28V25H26V22H25V25H26V26L23 25V27H24L25 29L28 28V33H27V31H24L25 29H23L22 27H21V28H22V30H23V33H22V34H24V32L27 33V34H26V35L28 36L27 38H29L30 41H29L25 36H24V38H26L27 41H29V42H27L26 39H24V38H22V37H21L22 39L20 38L22 41H21L19 38H17V36L19 35L18 32H16V33H18L17 36L14 34L15 36L12 37V35H13V34H12V33H13L12 31H13V30H8V28H7L8 31L12 32V33L10 34L11 36L9 35V32L6 33L5 31H2V30H4V29H6L5 27H7V26H9V25L5 26V25L2 24V25L4 26L3 29L1 28V27H3V26H0L1 31H2V32H5V34H4L5 37H4L3 35L0 34V98H2V99L0 100V103L4 104L3 108H4V107L6 108L7 106H8L10 109L13 108V107H15V109H13V110H14V114L16 115V116H15V119L17 118V115H18V111H17V108H18L17 106H18V104H17V106H16V104H15V102H17V101H15V100H16V96L18 97V95H19V96L22 97V94H23V96H25V99H24L23 97H22V98H23L24 102H25V101L27 102V101L29 100V99H27V94L29 93L30 101L32 102L31 98H34V97H31V96H34V95H33V94L31 95V91H32V89H34V88H36V87H37V89H34V90H36V92L38 91V88H39L40 86L43 88V89L40 88V90L42 89L41 91H44V90H45V91H44L43 94H41V93L39 92L40 90L38 91L39 94H40V95H43V96H37V95H39V94H38V93L36 94V92H35V94H36V97H35V98H36L37 100H39V101L37 102L36 99H34V100L36 101L37 105H36L34 102H33V103H34L33 105H36L37 107L34 106L31 112H33V113L36 112V114L38 113V115L41 114V116H45V113L48 112L49 109H50L49 107H50V106H51V107L53 106L52 104H50V103H51V99L53 100V98H54L53 94L51 93V90H52L51 87H53V85H54L55 87H56V85H61V86H63V85H62L63 83H62V84H59V83H61V81H60L59 79H57V78L54 76V74H53L52 76L49 75V74H47V76H44V73H43L40 69L43 70V68H44V71H45V66L48 67V66L50 65V66H52V69L56 67V69H58L59 71H60V70H63L62 68H64L65 65H68V62L65 61L66 59H64V58H63V55H62L63 53H64V55H65L66 50H67V53H68V51L70 50L69 54H67V53H66V54H67L68 56H71V57L69 58V57H66L67 55H65V58H69L70 61H71V63H72L74 60H75V62H76V59H75V58H77V57H76V54H75V53H77L78 50H77V49L75 50L74 48L77 46V48H79V51L81 52V51H83L82 49H83L84 47L88 46V49H90V50H88L87 48H84V51H85V49H86L87 53H88V51H89V53L91 54V53H92L91 45H90L89 43H87V44H89V45H87L85 42H87V41L89 40L88 38H90V37H91V39L89 40V42H90V41H93V40L96 38V35H95V32H96V31L99 32V33H101L100 31H102V32H103V31H105V32L110 31V29H113L112 31H114V30L116 29L117 26H118L119 29H120V28L122 29V28L124 27V29L126 30L127 27H128L127 25H129V27H128L129 29H127V30L130 31V29H131V30H132L131 32H133V28H134V29L137 28V26H135L137 22H138L137 25H139V26H143V27H144V26H146V25H144V24H147V25H148V23H146V22H140V20H139V21L137 20V22H136V21L133 19V20L135 21V24H134V22H133L132 19H131L134 15H132V16H131V15L128 16L129 13H130V11H131V9H136V8H138V5L133 6V5H134V2H136V4H138V2H139L140 0H122V1H124V2L121 1V3H123V4L120 3V0H113V1L111 0V2H113L112 5L114 4V1H115L116 3H118V4H120V7H121V8L123 7V8L121 9L122 11L124 10V8H125L126 6H127L128 11H129V9H130L129 13H128L127 9H126L125 11H123L124 13L127 11V13H125V15H124L123 12H119V11H120V7H119V5H117L116 3H115V5H116L117 7H116L115 5H114V6L111 5L112 7H111L110 5H108V3L111 4V3L109 2L110 0H103V1H102V0H100V1H99V0H98V1H97V0H94L96 4L98 3L97 5L94 3V6H98V5H99V6H102V7L105 6V7H103V8H104V9H103L104 13H102L103 11L101 12V10H98V9H102V7L99 8V6H98V9H97V10L94 9V11H93V8L90 7V6L93 5V4H92V2H94L93 0H92V1L85 0L86 3L88 2L87 5H85L86 3H85L84 1L80 0L82 3H84V5H83L80 1L78 2V5H80V4L83 5V6L81 7V11H79L80 8H79V6L77 5V3H76V4L74 3L75 0H73V1H72V0H71V1L69 0V1H70V4L73 5V3H74V6L77 7V8H79V10H78L77 8H76V10H73V9H75V7H73L72 5H70L68 0H67V2H68V4L70 5V6H68V8L66 7V5H63V4H67L66 0H62V3H63V4L61 3L62 6L60 5V3H58V4H57V3H56V4L54 3L55 1L58 2V1H61V0H53V1H49V2H47L48 0H45V2H43L44 0H40V2H38ZM41 1H42V2H41ZM77 1H78V0H76V2H77ZM96 1H97V2H96ZM107 1H108V3H107ZM117 1H119V2H117ZM128 1H129V2H128ZM131 1H133V4L131 3ZM147 1H148V0H146V1L143 0V2H142V0H141V2H142L141 5H142L143 8L145 7V5H146L145 2H147ZM1 2H3V4H4V3L6 4V5L4 4V8L2 7L3 4H1ZM9 2H10V3H9ZM26 2H27V1H26ZM26 2H25L24 5H22V6L26 7V5L29 3V2H28V3L26 4ZM37 2H38L39 4H40V3H43V5H44L45 8H41V7H43V5H38ZM50 2L52 3L51 5L48 4L47 6H45V5H46L45 3H50ZM64 2H65V3H64ZM103 2H104V3H103ZM141 2H140V3H141ZM148 2H149V3H148ZM148 2H147V4H149L150 7H152L153 4H152V6H151V3L153 2V0H151V2H150V0H149ZM154 2H155V0H154ZM18 3H19V5H20V3H22V2H18V0H17V3H16V4L18 5ZM89 3L91 4L90 6H89ZM99 3H100V4H99ZM101 3H102L103 5H101ZM105 3H107V5H108L109 7H111V8L107 7V6L105 5ZM125 3H127V4H129V5H132V6L125 5ZM156 3H157V2H156ZM16 4H15V6H16ZM25 4H26V5H25ZM54 4H55V5H58V6L60 5L61 7L59 6V8H57L58 6H56L55 9H54V6H55ZM68 4H67V5H68ZM29 5H31V4L29 3ZM53 5H54V6H53ZM141 5L139 6V8H142ZM149 5H148V7H149ZM5 6H7L8 8H6ZM20 6H21V5H20ZM20 6H19V7H20ZM22 6H21V7H22ZM39 6H41V7L39 8ZM52 6H53V7H52ZM64 6H65L68 10H67ZM80 6H81V5H80ZM85 6H86L87 8H86ZM124 6H125V7H124ZM128 6H129V8H128ZM16 7H17V6H16ZM21 7H20V8H21ZM24 7H23V8H24ZM30 7H31V6H29V9H30ZM48 7H49L50 9H48ZM70 7L72 8V10H71ZM83 7H85V8L87 9L88 12L84 11L85 9L82 10ZM92 7H93V6H92ZM130 7H132V8H130ZM2 8H3L4 10H2ZM12 8H15V7H12ZM12 8H11V9H12ZM17 8H18V7H17ZM32 8H33V7H32ZM35 8H36V7H35ZM62 8H63L65 11H64ZM69 8H70V9H69ZM88 8H89V9L91 8L92 10L90 9V11H93L92 13L90 12L91 15H89V9H88ZM94 8H95V7H94ZM96 8H97V7H96ZM105 8H107V9H109V10L111 9L110 11H112V8H113V11H115V13L117 12V14H115L113 11L110 12L109 10L106 9V11L108 12V13H107V12L105 11ZM114 8H115V9H114ZM117 8H118V9H117ZM139 8H138V9H139ZM5 9H6V10H5ZM15 9H16V8H15ZM15 9H13L14 12H15ZM27 9H28V5H27ZM45 9H48V11L45 10ZM56 9H57L58 11H57ZM60 9H62V11H63L64 13L67 11V12H66V13H67V16H66V14H64L63 12H60ZM144 9H145V8H144ZM263 9H264V8H263ZM263 9H262V10H263ZM54 10H55V11H54ZM145 10H146V9H145ZM51 11H52V13H51ZM53 11H54V12H53ZM56 11H57V13H56ZM70 11H71V12H70ZM83 11H84V12H83ZM95 11L98 12L97 15H98L99 18L97 17L96 13H94ZM99 11L101 12V14H100ZM6 12H8V13H6ZM14 12H11V13L13 14ZM29 12H30V11H29ZM29 12H28V13H29ZM40 12H41V11H40ZM58 12H59V13H58ZM68 12H69V13H72L73 15L70 14V16H69V15H68V14H69ZM74 12H75V14H77V15H76L77 17L75 16ZM82 12H83V13L86 12V13H85V14H82ZM131 12H132V11H131ZM30 13H31V12H30ZM37 13H39V12H37ZM60 13H61V16L59 15ZM87 13H88V16H89V17L86 15ZM93 13L95 14V18H94V16H93ZM105 13H107L108 15H105ZM110 13H111V14H110ZM112 13H114V14L116 15V16H114V19L111 18V17L114 15V14H112ZM120 13H121V15H120ZM261 13H262V12H261ZM55 14H57V15H56L57 17L55 16ZM63 14H64L66 17L63 16ZM78 14H79V15H78ZM80 14H81V15H80ZM109 14H110V15H109ZM118 14H119V16L122 17V18L117 17ZM126 14H128V15H127V16H128V17H127L128 20H127V18L123 19V16H122V15H124V16L126 17ZM31 15H32V14H31ZM83 15H84V16H83ZM99 15H100V16H99ZM262 15H263V14H262ZM48 16H47V17H48ZM58 16H59V17H58ZM62 16H63L64 18H63ZM71 16H73L74 19H70ZM74 16H75V17H74ZM78 16H79V17H78ZM80 16H81L82 18H84L85 21L88 20L89 18H91L92 16H93L92 18H94V22H97V21H99V19H101V20H100V23L97 22V26H98V24H99V26H100V27H99V30H100V31L98 30V28H96V23H95V27L93 26L94 23H93V24L91 23V26H93L94 28H96V31H94V28L90 26L91 29H93L92 31H94V35H95V36L93 35L91 29H88L89 31H91V32H89V31L87 30V28L89 27L88 25H90V22H89V24L86 23V22H88V21H86L85 24H84V21H83V23H81L82 26H83V25L85 26V25L87 24L85 27L83 26L84 28H82L81 24H78V20H79V23L81 22V20H83V19H81ZM86 16H87V19L85 18ZM90 16H91V17H90ZM101 16H102L103 19L101 18ZM103 16H104V17H103ZM106 16H107V17H106ZM108 16H109V19H108ZM138 16H139V15H138ZM138 16H137V17H138ZM0 17L4 18V19L0 18V20L2 19V20L5 21V17H6V15H5L4 17H3V15L0 16ZM53 17H54V18H53ZM60 17H61V19H63L64 21H63V20H60ZM67 17H69V18H67ZM115 17H116V19H115ZM129 17H131V18H129ZM134 17H135V16H134ZM134 17H133V18H134ZM260 17H261V16H260ZM262 17H263V16H262ZM6 18H7V17H6ZM45 18H46V20H45ZM57 18H59V19H57ZM65 18L67 19L66 21H68V23L65 21ZM76 18H78V20H77ZM92 18H91V20H93ZM96 18H98V19H96ZM104 18H105V19H104ZM106 18H107V19H106ZM135 18H136V17H135ZM139 18H140V16H139ZM256 18H257V17H256ZM55 19H56L57 21H56ZM69 19H70V20H69ZM95 19H96V20H95ZM111 19H113V20H111ZM120 19H121V20H124V21H122V22H123V27H121L122 25H119V24H122V22H121V23H118V25H117V22H118ZM129 19H131L132 22H131ZM136 19H138V18H136ZM258 19H259V18H258ZM260 19H261V18H260ZM24 20H25V19H24ZM26 20H25V21H26ZM59 20L61 21L60 23H62V21H63V23H65V25H63V23H62L61 25H60V23H59V25H57L58 22H59ZM73 20H75V23L78 24V25H80L81 27H80V26H76V24H75L74 22H71V23H70V21H73ZM76 20H77V22H76ZM91 20H90V21H91ZM116 20H117V22H115ZM121 20H120V21H121ZM125 20H126V23H127V21H130V22H128L127 25H124V24H126V23H124ZM234 20H235V19H234ZM4 21H3V22H4ZM6 21H7V20H6ZM6 21H5V22H6ZM33 21H34V20H33ZM33 21H32V22H33ZM54 21H55V22H54ZM104 21H105V22H104ZM120 21H119V22H120ZM141 21H142V20H141ZM1 22H2V21H1ZM5 22H4V24H5ZM46 22H45V23H46ZM48 22H52V24H53L54 26L56 25V26L58 27V29H57V28L55 29L54 26H52V24H50V23H48ZM56 22H57V23H56ZM92 22H93V21H92ZM101 22H102V24H106V23H107V24L109 25V27H108V25H107V27L104 28L105 26H104V25H101ZM108 22H109V23H110V22H113V23H112V24H109ZM7 23H8V22H7ZM7 23H6V24H7ZM55 23H56V24H55ZM66 23H67V24H66ZM69 23H70V24H69ZM72 23H74L75 26H73L74 24L71 25ZM129 23H131V25H130ZM142 23H144V24H142ZM227 23H229V22H227ZM254 23H255V22H254ZM8 24H9V23H8ZM10 24H12V23H10ZM23 24H24V23H23ZM32 24H33V23H32ZM113 24H114V25H113ZM224 24L226 25V23H224ZM234 24H236V23H234ZM234 24H231V26H233ZM241 24H242V23H241ZM247 24H248V23H247ZM0 25H1V23H0ZM12 25H13V24H12ZM15 25H16V24H15ZM17 25H18V24H17ZM110 25H111L112 28L110 27ZM225 25H224V26H225ZM229 25H230V24L227 25V26H228L227 28L224 27V28H222V30L220 29V32H222V31L225 32V30H226V32H227V31H228V30H227L228 28L231 29V26L229 27ZM237 25H238V24H237ZM242 25H243V24H242ZM18 26L20 27V26H22V24H21V25H18ZM31 26H32V27H31ZM51 26H52V27H51ZM56 26H55V27H56ZM71 26H72V27H71ZM101 26H102V27H101ZM130 26H131L132 28H131ZM133 26H134V27H133ZM139 26H138V28H139ZM235 26H236V25H235ZM9 27H11V29H14V30H16V31L19 30V29H18L19 27H18L17 29H15L17 26H15V28H12V26L10 25ZM13 27H14V26H13ZM60 27H61V28H62V27L65 28V27H66V28H65V29H63V28L60 29ZM69 27H70V28H69ZM76 27H77V29L75 30L74 28H76ZM79 27L82 28V29H84V30H82V29H80L81 31L78 30ZM148 27H150V26H146L144 29H146V28H148ZM156 27H157V26H156ZM21 28H20V31H22ZM49 28H51V29H49ZM52 28H53V29H52ZM67 28H69L70 30H71V28H73V30H71V32H70V30L68 29L69 32H66V35L69 34V35L71 36L70 33H72V36H71V37H74V38H75V41H76V40L78 41V42H75V44L77 43L79 46H82V45H83V48H82V47H79L77 44H76V46H75V44L72 43V41L74 42V39L70 42V40H71L72 38H70L69 35H67V37H65L66 35L64 34V33H65L64 31H68ZM108 28H109V29H108ZM114 28H115V29H114ZM118 28H117L116 31H118ZM140 28H141V27H140ZM232 28H233V27H232ZM238 28H239V26H238ZM85 29H86V30H85ZM124 29H122V30H124ZM142 29H143V28H142ZM151 29H153V31H155V30L157 29V30H158V33H159V28H156V29H155V26H154L153 28L150 27L149 30L151 31ZM223 29H224V30H223ZM230 29H229V30H230ZM7 30H6V31H7ZM49 30H50V31L53 30V31H51V33H53V35H51L52 37L49 36V34H51ZM57 30H58V31H57ZM60 30H61V32H60ZM62 30H63V31H62ZM122 30H120V31H122ZM125 30H124V31H125ZM127 30H126V31H127ZM137 30H138V29H137ZM137 30H135V32H136ZM139 30H141V29H139ZM157 30L155 31V33L157 32ZM233 30L235 31V28H233ZM240 30H241V29H240ZM76 31H77V33H76ZM79 31H80V33L78 34ZM84 31H85V32L88 31L87 34H84V33H85ZM120 31H119V32H120ZM124 31H122V32L120 33L119 37H117V38L115 39V41H114V40H111V38L107 37V38H109V40H111V43H112V41H113V42H117V43H113L112 45H113V46H114V44H117V45H115V46H118V45H119V49H120L121 47H123V43H124V42H123V39H125L126 37H128V36L124 37V36L126 35V34L124 35ZM129 31H128V32H129ZM141 31H142V30H141ZM143 31H145V30H143ZM143 31H142V32H143ZM146 31H147V30H146ZM153 31H152V32H153ZM231 31H232V30H230L229 32H231ZM2 32H1V33H2ZM29 32H31L32 34L30 33L31 35H29ZM54 32H55L56 34H55ZM57 32H58V33L60 32L59 35H58V39H57V38H54L55 35H56V37H57V34H58ZM63 32H64V33H63ZM73 32L76 33V35H75ZM82 32H84V33H83L84 36H83V34H81ZM110 32H111V31H110ZM128 32H127L128 35L134 37V36H133V33L130 34V33H128ZM138 32H139V31H138ZM142 32H141V33H142ZM147 32H149V31H147ZM152 32H151V33H152ZM220 32H218L217 35H221ZM226 32L224 33V35H226V37H227V35H228L229 33H228V32L226 33ZM232 32H233V31H232ZM48 33H49V34H48ZM61 33H62V34H61ZM141 33H139V34H137V35L140 36ZM143 33H144V32H143ZM149 33H150V32H149ZM6 34L8 35V37H9L11 40H12V39L15 40V38H16L17 40L19 39V40H20V43H21V45H19V47L21 46V48H22V47L24 48V47L26 46L25 48L27 49V51H26V54H25V55H29V56H30L31 53H32V52H31V50H32L31 47H32V46H30V45L32 44V40H33V41L35 40V41H37V42H38V40H40V41H41V44L44 45L43 48H44V51H46L45 54L42 55V54H43L42 52H44V51L41 49L42 46H40V47H39V46H36V45H38L37 43H36V45H35L36 47H34V48L39 47V48H40V51H37V50H36V53L34 54V52H33L32 54H34V56L37 58L39 52L42 51V52H41V53H42V54H41L42 57H44V56L46 57L47 55H48V57H49V56L51 57V59H50V60L48 59V61H46V58H48V57H46V58L43 59V60H45V63H46V64L48 63V64H47V65L44 64V65H45V66H44V65L42 64V63H44L43 60H42V61H43L42 63H38V62L35 61V59H34L33 61H35V62H33V63H36V62H37V63H38L37 66L40 65V64H42L43 66H42V65H41V66H42L43 68H39V67H37V66L34 67L35 64H34V65H33V64H32V65L28 64V65L34 67V68L30 67V68H32V69H30V70L28 69V71L25 70V71H27V74H28V75H27L26 73H24V75H20V73L18 74L17 72L20 71V68L17 67V68L19 69L18 71H17V70L15 71L14 68L17 66L16 62L19 61V60H17V59H18V57H19L21 54L18 52L19 49H18L17 47H16V48H17L18 50H17V49H16L17 51L15 50V47H14V46H16L17 43H18L19 41H17V43H16V41H15L16 45H15V43H14V46H13V41H11L10 39H8L10 42H9L8 40H6V39L8 38V37L6 36ZM46 34H48V36H47ZM54 34H55V35H54ZM80 34H81L82 36H80ZM91 34H92V35H91ZM96 34H97V33H96ZM102 34L106 36V33H101V36H103ZM107 34H108V33H107ZM122 34H123V35H122ZM134 34H135V33H134ZM146 34H148V33H146ZM152 34H153V33H152ZM159 34H160V33H159ZM159 34H158V35H159ZM24 35H25V34H24ZM44 35H45V36H44ZM61 35H65V36H64L65 38H62ZM78 35H79V36H78ZM97 35H99V34H97ZM142 35H143V34H142ZM142 35H141V36H142ZM144 35H145V33H144ZM144 35H143V36H144ZM148 35H150V34H148ZM148 35H147V36H148ZM222 35H223V32H222ZM224 35H223V36H224ZM1 36H2V37H1ZM20 36H23V35L20 34L18 37H20ZM35 36H37V37H35ZM46 36H47L48 38H47ZM53 36H54V37H53ZM85 36H86V37L88 36V37L86 38ZM89 36H90V37H89ZM92 36H94V38H93ZM107 36H108V35H107ZM122 36H123V39H120V38H122ZM130 36H129V38H130ZM141 36H140V38H141ZM143 36H142V37H143ZM150 36H151V35H150ZM6 37H7V38H6ZM32 37H33V36H32ZM44 37H45V39H43ZM59 37H60V39H59ZM80 37H81V38H80ZM132 37H131V38H132ZM221 37H222V36H220V38H221ZM224 37H225V36H224ZM2 38H3V39H2ZM51 38H54V39H53L54 42L57 40L58 43H61V44H58L57 42L52 43L53 46H55L56 43H57V46H58V47L55 46V48H54L55 50H53V51H51L52 48H53V47L51 46V45H52L51 42L53 41V40H51ZM68 38H69V39H68ZM78 38H80V39H78ZM84 38H85V39H84ZM98 38H100V35H99ZM98 38H96V39L98 40ZM129 38H128V39H129ZM131 38H130V39H131ZM181 38H182V37H181ZM185 38H186V37H183V39H185ZM205 38H206V37H204V42H206V41H205ZM210 38H211V37H209V39H210ZM222 38H223V37H222ZM227 38H228V37H227ZM42 39H43V40H42ZM49 39H50V40H49ZM55 39H56V40H55ZM62 39H63V40H62ZM82 39H83L84 41H83ZM87 39H88V40H87ZM130 39H129V40H130ZM209 39L207 38V40H209ZM214 39H215V37H212V41H211V43H212V42L216 43L217 40H219V37L216 38L215 40H214ZM224 39H225V38H224ZM224 39H222V41H223ZM23 40H24L25 42H23ZM59 40H60V41H59ZM64 40H65V41H64ZM66 40H67V41H66ZM80 40H81V41H80ZM118 40H119V41H118ZM120 40H122V45H121ZM185 40H189V39L186 38ZM194 40H195V38H194ZM202 40H203V38L201 39V41H202ZM48 41H49V42L51 41V42L49 43ZM94 41H95V40H94ZM98 41H99V40H98ZM98 41H96V42H98ZM215 41H216V42H215ZM224 41H225V42H223V43L226 45V40H224ZM2 42H3V45H2ZM4 42H5L6 45L4 44ZM6 42L9 43L10 45H9L8 47L5 48V46L8 45ZM42 42H43V43H42ZM46 42H47V43H46ZM81 42H82V43L84 42V43L82 44ZM102 42H103V41H102ZM107 42H108V40H107ZM109 42H110V41H109ZM197 42H198V41H197ZM197 42H194V43L192 42V43H193L194 45H195V43H196V44H199V42H198V43H197ZM207 42H208V41H207ZM207 42H206V43H207ZM219 42H220V40H219ZM20 43H18V44H20ZM24 43H25V44L27 43V44L25 45ZM69 43H70V44H69ZM80 43H81L82 45H80ZM189 43H191V42L189 41ZM200 43H201V42H200ZM206 43H204V44H206ZM23 44H24V45H23ZM54 44H55V45H54ZM68 44H69V45H68ZM72 44H73V45H72ZM84 44H86V46H84ZM193 44H190V47H191V46L194 47ZM202 44H203V43H202ZM212 44H213V43H212ZM219 44H220V46H219L220 48H221L222 46H225V45H221V43H219ZM219 44H218V42H217V43L215 44V47H217L216 45H219ZM4 45H5V46H4ZM22 45H23V46H22ZM48 45H49V46H48ZM64 45H65V46H64ZM95 45H96V44H95ZM200 45H201V44H200ZM206 45H207V44H206ZM208 45H209V47H210V43H209V42H208ZM12 46H13V47H12ZM17 46H18V45H17ZM61 46L65 47V48L67 47L66 49L62 47L63 50L65 51V52L63 51V53L61 52V50H62V49L60 48ZM89 46H90V47H89ZM100 46H103V45H100ZM109 46H110V45H109ZM120 46H121V47H120ZM211 46H212V45H211ZM11 47H12V49H14L13 51H14L16 54H17V53L20 54V55L17 57V59H16L17 61H16L15 63H13V62L15 61L14 59L16 58V57L14 58V52H13V51H8L9 49H11ZM50 47H52L51 50H50ZM68 47H69V49H68ZM93 47H97V46H93ZM198 47H199V45H198ZM201 47H203V48H200V47H199V48L202 49L203 52H202V50H199V52H200V51L202 52V55H203V56H202V55H201V56H202L203 59H204V57H206V56H204V54H206L207 51H208L209 49H210L209 51H211V49H212V51L214 52V50H218V48H219V47L215 48L214 45L212 46V48L210 47L209 49H208L207 46H206V47L201 46ZM8 48H9V49H8ZM21 48H20L19 51H21V50L23 49V48H22V49H21ZM34 48H33V49H34ZM59 48H60L61 50H60ZM102 48H103V47H102ZM107 48H108V47H107ZM107 48H105L106 52L109 50V49H107ZM204 48H205L206 50H205ZM213 48H215V49L213 50ZM6 49H7V50H6ZM26 49H24V50H26ZM94 49H95V48H93V50H94ZM117 49H118V48H117ZM119 49H118V51H119ZM123 49H124V48H123ZM193 49H194V48H193ZM207 49H208V50H207ZM3 50H5V51H3ZM34 50H35V49H34ZM56 50H57V51H56ZM58 50H59V51H58ZM74 50H75V51H74ZM95 50H97V49H95ZM103 50H104V49H103ZM105 50H104V52H105ZM196 50H198V49H196ZM55 51H56V52H55ZM73 51H74L75 53H74L73 55H70V54L73 53ZM84 51H83V54H84V55L82 54L84 60L87 61V63H88V62L91 63V62H90V60H91L90 58H92V56H91V57H88L87 54H86ZM98 51H99V50H98ZM98 51H97V52H98ZM110 51H111V49H110ZM110 51H108V52H110ZM121 51H123V50H121ZM121 51H119V52H121ZM194 51H195V50H194ZM194 51H193V53H194ZM212 51H211V52H212ZM4 52H5V53H4ZM7 52H8V54H7L8 56H7V58H6V55H5V54H6ZM9 52H11V53H9ZM12 52H13V55H11V57L13 56V58H14L13 60H14V61H13V60L11 61V59H10L11 57H9V54H12ZM28 52H31V53L29 54ZM53 52H55L56 57H58L57 55H60V56L62 57V59L59 60V57H60V56H59L58 59H57V58L52 54ZM58 52H60V53H58ZM95 52H96V51H95ZM106 52H105V54H106ZM134 52H135V50H134ZM204 52H205V53H204ZM2 53H3V54H2ZM23 53H24V51L22 52V54H23ZM57 53H58V54H57ZM93 53H94V52H93ZM101 53H102V52H101ZM214 53H215V52H214ZM50 54H52L53 56H51ZM90 54H89V56H90ZM102 54H104V53H102ZM107 54H108V53H107ZM200 54H201V53H200ZM25 55H24V56H25ZM85 55H86L87 57H84ZM109 55H110V57L113 56L112 54H109ZM109 55H108V56H109ZM116 55H118L117 52H116ZM15 56H16V55H15ZM29 56H26V58H25V57H24V58H25V59H28V58H31V59H32V58H33V57H32L33 55H31L30 57H29ZM39 56H40V55H39ZM72 56H74L73 59H72ZM77 56H78V54H77ZM105 56H106V55H105ZM119 56H120V55H119ZM155 56L157 57L158 55H155ZM1 57H2V58H1ZM8 57H9V59H8ZM20 57H21V56H20ZM42 57L40 56V57H38V58H39V59H42ZM50 57H49V58H50ZM52 57H55V58L57 59V60L55 59L56 62H54V60H52ZM61 57H60V58H61ZM114 57H115V54H114ZM116 57H117V56H116ZM120 57H122V56H120ZM120 57H119V58H120ZM159 57H160V56H159ZM21 58L23 59V55H22ZM21 58H20V60H21ZM38 58H37V59H38ZM78 58H79V57H78ZM78 58H77V60H78ZM83 58H82V59H83ZM88 58H89V59H88ZM123 58H124V57H123ZM206 58H207V57H206ZM3 59H6L7 61L10 60L9 62H12V63H13L12 65H15V64H16L15 67L12 66L11 64H10V66H9V63L6 62V60H3ZM31 59H28V60H31ZM53 59H54V58H53ZM63 59H64V60H63ZM69 59H68V61H69ZM82 59H80V60H82ZM87 59H88V60H87ZM106 59H107V58H106ZM111 59H112V58H110V61H111ZM171 59H172V58H171ZM23 60H24V59H23ZM51 60H52L53 62H50ZM58 60H59V62L62 60V63H63V61H64V62H66L67 64H66V63H63V65H64V66H63V65H61V64H59V63L57 62ZM96 60H97V59H96ZM98 60H99V59H98ZM122 60H123L122 58H121V59H118V62H119V61H122ZM172 60H173V59H172ZM174 60H175V59H174ZM3 61H5V62H3ZM38 61H39V60H38ZM82 61H83V60H82ZM85 61H83V62H85ZM93 61H95V58L93 59ZM107 61H108V59H107ZM168 61H170V60H168ZM176 61H177V60H176ZM26 62H27V60H26ZM31 62H32V60H31ZM31 62H29V63H31ZM77 62H78V61H77ZM96 62H98V61H96ZM108 62H109V61H108ZM113 62H116V61L113 60ZM166 62H167V61H166ZM166 62H165L163 65H167V66H168L169 63H166ZM21 63H22V62H21ZM27 63H28V62H27ZM49 63H51V64H49ZM55 63H56V64H55ZM78 63H79V62H78ZM105 63H106V62H105ZM24 64H25V63H24ZM52 64H53V65H52ZM58 64H59V65H58ZM72 64H74V63H72ZM85 64H86V63H85ZM118 64H119V63H118ZM122 64H123V63L120 62V65H122ZM254 64H255V63H254ZM3 65H4V67H3ZM56 65H57V66H56ZM60 65H61L62 68L60 67ZM74 65H75V64H74ZM74 65H73V66L71 65V66H72L71 68H73ZM89 65H91V64H89ZM98 65H99V64H98ZM98 65H97V67H98ZM115 65H116V64H115ZM120 65H119V67H121ZM124 65H125V64H124ZM170 65H171V64H170ZM7 66H8V67H7ZM50 66H49V67H50ZM68 66H70V64H69ZM77 66H78V65H77ZM84 66H85V65H84ZM92 66H93V65H92ZM94 66H96V64H95ZM94 66H93V68H94ZM116 66H117V65H116ZM129 66H130V65H129ZM172 66L174 67V65H172ZM5 67H6V68H5ZM13 67H14V68H13ZM20 67H21V69H22L23 65L20 66ZM59 67H60V68H59ZM66 67H67V66H66ZM79 67H81V66H78V68H79ZM82 67H83V66H82ZM85 67H86V66H85ZM87 67H88V66H87ZM89 67H90V66H89ZM97 67H96V68H97ZM130 67H131V66H130ZM147 67H148V66H147ZM151 67H152V66H150L149 68H151ZM163 67H164V66H163ZM170 67H171V66H170ZM11 68H13V70L15 71V73L17 74V76H16V74H13L14 71H13V70L11 71ZM27 68H29V67L27 66ZM37 68H39V69H37ZM74 68H75V67H74ZM74 68H73V69H74ZM78 68L76 69L77 71H78ZM83 68H84V67H83ZM113 68H115V67H113ZM116 68H118V67H116ZM126 68H128V65H127V64H126ZM141 68H142V67H141ZM144 68H145V67H143V69H144ZM149 68H146V69H147L146 72H147V71H150ZM165 68H166V66H165ZM171 68H172V67H171ZM254 68H255V67H254ZM256 68H257V67H256ZM256 68L254 69V71H255V75H256V70H259V69H260L259 67H258L259 69H256ZM15 69H16V68H15ZM24 69H26V68H24ZM24 69H23V70H24ZM68 69H69V68H68ZM68 69H67V70H68ZM79 69H80V68H79ZM86 69H87V68H86ZM90 69H91V68H90ZM94 69H95V68H94ZM119 69H120V68H119ZM128 69H129V68H128ZM139 69H140V67H139ZM154 69H155V68H154ZM154 69H153V70H154ZM9 70L12 72L13 75H11V73L9 72ZM33 70H34V71H33ZM35 70H37V72H35ZM38 70H39V71H38ZM50 70H51V68H50ZM64 70H65V69H64ZM67 70H65V71L67 72ZM70 70H71V69H70ZM70 70H69V71H70ZM81 70H84V69H81ZM117 70H118V69H117ZM29 71H30V72H29ZM31 71H32V72H31ZM40 71L43 73V75H42L43 78H44V77H49V76H50V78H49V79L46 78V80H44V79L42 78L44 81H46L45 83H44V81L41 79V81H43L44 84H43L42 82H41V83H42L43 85H45L44 87H45L46 89L43 87L42 84H40V86H37V84H35V83H37V81H38L39 79L35 78V81H36V79H37V81H36L35 83L33 82L34 79H30V78H33V77H31V76L34 75V77H36L37 74H38L39 77H40V74H39ZM46 71H47V69H46ZM46 71H45V72H46ZM48 71H49V70H48ZM48 71H47V72H48ZM69 71H68V72H69ZM151 71H152V70H151ZM254 71H253V72H254ZM2 72H3V73H2ZM8 72H9V73H8ZM33 72L36 73V74H34ZM68 72H67V74H68ZM71 72H73V70H71ZM71 72H70V73H71ZM115 72H117V71H115ZM115 72H114V73H115ZM260 72H261V70H260ZM262 72H263V71H262ZM5 73H6V74H5ZM73 73H74V72H73ZM8 74H9V76H8ZM22 74H23V73H22ZM25 74H26V75H25ZM30 74H33V75H30ZM120 74H121V73H120ZM153 74H155V73L153 72ZM253 74H254V73H253ZM259 74H261V73H259ZM263 74H264V73H263ZM19 75L22 77V78L20 77L21 80H20L19 77H18ZM38 75H37V77H38ZM48 75H49V76H48ZM12 76H13L14 78H16V79H14ZM80 76H81V75H80ZM94 76H95V75H94ZM100 76H102V75H100ZM100 76H99V77H100ZM123 76H124V75H123ZM125 76H126V74H125ZM128 76H129V75H128ZM252 76L258 78L257 76L251 75V80H252V81L254 80V78L252 79ZM260 76H261V78H263L262 75H260ZM8 77H9V78H8ZM29 77H30V78H29ZM39 77H38V78H39ZM73 77H74V76H73ZM83 77H84V76H83ZM91 77H93V76L91 75ZM103 77L106 78L104 75H103ZM108 77H109V76H107V78H106V82H105V80H104V83H105L104 85H106L105 89H104V85H103V83H102L103 80L100 81V79L98 78V80L100 81V82H99V83H100V86L102 87V88H101V87L99 86L98 89L101 88V90H98V91H101L102 93H101V92H98L97 90L94 91L93 89H91V91L88 93V94H92V93H94L93 95H94L95 97L98 96L96 99H98V98L100 97V99L103 98V102H104V100H105V102L103 103V102L100 101V100H96V99L94 100V99L91 98V97H94V96L91 95V96H90V99H92V100H91V104H89L90 106L92 105V102H95L96 104L98 103V105H101V104L99 103V102H101L102 105H104V106L106 105V107H108V104H107V103H108V101H110V99H112V98L110 97V95H114V94L117 93V92H116V88H117V91H118V92L121 91L122 89H126V88H124V84H125V87L127 86V84H126L125 82L128 81V80L126 79V77H125V79H126L127 81H125L124 84H122L123 82H121V81L119 80V79H122V81L125 80V79L122 78L121 75H119L118 77H115V79L117 78L116 81H114V78H111V79H113V82H110V81H112V80L110 79V77H109V78H108ZM12 78H13V79H12ZM74 78H75V77H74ZM89 78H90V77H89ZM95 78H96V76H95ZM95 78L93 77L92 79H95ZM104 78H103V79H104ZM261 78H260V79H261ZM10 79L13 80V83H12V81H10ZM67 79H68V78H67ZM75 79H76V78H75ZM80 79L83 80V81L81 82V80L78 81V80L76 79V80L78 81L79 85H83V82H84V84L87 83V81H84L85 78H84V79L80 78ZM87 79H88V78H87ZM90 79H91V78H90ZM107 79H108V80L110 79V81H109L110 83L107 81ZM128 79H129V77H128ZM258 79H259V78H258ZM260 79H259V81H260ZM14 80H18V81H17L18 83L16 82L15 85H14V82H15ZM68 80L71 81L72 78H71V80H70V79H68ZM68 80H67V81H68ZM73 80H74V79H73ZM76 80H75V81H76ZM88 80H89V79H88ZM98 80L96 81V79H95L96 82H98ZM256 80H257V79H255V82H256ZM8 81H9V82H8ZM19 81H20V82H19ZM39 81H40V80H39ZM75 81H73V83H74ZM93 81H94V80H93ZM118 81H119V82H118ZM263 81H264V78H263ZM6 82H7V83H6ZM21 82H22V83H21ZM26 82H27V83L30 82V84H28V86L31 85L32 82H33V84H32L31 86L27 87V83H26ZM85 82H86V83H85ZM88 82H90V81H88ZM114 82H115V83H114ZM120 82H121V83H120ZM257 82H258V80H257ZM8 83H10V85L13 84L14 86H16V88H17V86H18V88H20L19 85L22 84V85H20V86H22L21 89H22V91L24 90V93L21 94L22 91H21L20 89H18V91H17V89H16L13 85L10 87V85H8ZM25 83H26V84H25ZM39 83H40V82H38V85H39ZM66 83H67L66 86H68V84H70V85L72 84L71 82H70V83H69V82H66ZM75 83H77V82H75ZM75 83H74V87H77V86L75 85ZM78 83H77V85H78ZM90 83H91V82H90ZM90 83H88V84H90ZM111 83H113L115 86L112 85ZM116 83H117V84H116ZM261 83H264V82L261 81ZM261 83H260V84H261ZM18 84H19V85H18ZM92 84H93V83H92ZM92 84H90V85H92ZM96 84H97V83H96ZM101 84H102V85H101ZM121 84H122V85H121ZM250 84H252V83H250ZM254 84H256V83L253 82V84H252V86H251L252 88H253V85H254ZM5 85H6V86H5ZM24 85H26V88H27V89H26V88H25V89L23 88ZM79 85H78V86H79ZM98 85H99V84H98ZM110 85H111V86H110ZM117 85H119V86H118L119 89H118ZM129 85H130V84H129ZM261 85H263V87H264V84H261ZM7 86H8V87H7ZM35 86H36V87H35ZM87 86H88V85H87ZM113 86L115 87V89H114ZM121 86H122V87H121ZM248 86H250V85H248ZM254 86H255V85H254ZM258 86H259V85H258ZM13 87L16 89V91H17L18 93H19V90H20V91H21L20 94L15 93L16 91L13 92V90H14ZM33 87H34V88H33ZM68 87H70V86H68ZM91 87L93 88V86H91ZM107 87H108V88H107ZM251 87H250V88H251ZM261 87H262V86H261ZM263 87H262V89H264ZM11 88H12V89H11ZM28 88H29V89H28ZM87 88H89V86H88ZM110 88L114 89L115 92L112 91L113 94L110 93V91H109ZM120 88H121V89H120ZM254 88H257V84H256V86H255ZM94 89H97V87L94 88ZM103 89H104V90H103ZM29 90H30V91H29ZM89 90H90V89H89ZM102 90H103V91H102ZM250 90H251V92H252L253 94L259 96V98H258L259 101L261 100L262 96L264 97V90H262V91H260L259 89H258V91H256L255 89H250ZM7 91H10V92H7ZM25 91H26V92L29 91V92L26 93ZM107 91H109V92H107ZM190 91L192 92L191 88L189 89V92H190ZM86 92H87V91H86ZM2 93H4L5 96H4ZM5 93H7L8 95L5 94ZM32 93H33V92H32ZM97 93H98V94H102V95H101L102 97H101L100 95H96ZM119 93H120V92H119ZM121 93H123V92L121 91ZM161 93H162V92H161ZM24 94H25V95H24ZM104 94H105L106 96H105ZM2 95H3V96H2ZM6 95H7V96H6ZM30 95H31V96H30ZM124 95H125V92H124ZM124 95H123V96H124ZM126 95H128V94H126ZM1 96H2V97H1ZM50 96H52V98H51ZM107 96L110 97V98H108ZM3 97H5V99H4ZM7 97H8V99H7ZM12 97H14L13 101H14V104H15V106H13L14 104L12 103V106H13V107H11V105H10V106L7 105L8 102H10L9 104H11L10 99L12 100ZM78 97H79V96H78ZM84 97H85V96H84ZM86 97H87V99H88L89 95L86 94ZM95 97H94V98H95ZM106 97H107L108 99H107ZM104 98H106L107 100L104 99ZM2 100H4V103H3ZM8 100H9V101H8ZM34 100H33V101H34ZM156 100H157V99H156ZM156 100H154V102H155ZM254 100L256 101V99H254ZM1 101H2V102H1ZM5 101H6V102H5ZM7 101H8V102H7ZM13 101H12V102H13ZM30 101H29V102H30ZM87 101H88V100H87ZM96 101H98V102H96ZM259 101L257 100L256 103H258ZM261 101H262V100H261ZM261 101H260V105H258L259 108H260V106L263 107V105H264L263 102H262V104H261ZM263 101H264V100H263ZM29 102L24 103L25 107H26V105H27L26 108L23 107V108L25 109V110H23V112H24L25 114H27V117H31L30 115H32L31 113H30V115H29V112H28V110L31 109V107H32V106L30 107V106L28 105ZM31 102H30V104H31ZM140 102H142V101H140ZM157 102H158V101H157ZM157 102H155V104H157ZM5 103H6L7 106L5 105ZM43 103H44V104H43ZM89 103H90V100H89ZM142 103L144 104V102H142ZM158 103H159V102H158ZM96 104H93V106L96 107L95 110H96L97 108L99 109V107L102 108L101 106L98 107V105H96ZM24 105H23V106H24ZM138 105L140 106L141 109H142L144 106L147 108V105H144L143 107L141 106L142 104H140V103H139ZM93 106H92V107H93ZM139 106H138V107H139ZM29 107H30V108H29ZM35 107H36V108H35ZM66 107H69V106H66ZM92 107H91V108H92ZM148 107H149V105H148ZM219 107H220V106H218V108H219ZM230 107H231V106H230ZM254 107H255V106H254ZM256 107H257V105H256ZM262 107H261V108H262ZM1 108H2V106H1V104H0V109H1ZM5 108H4V109H5ZM9 108H8V110H9ZM28 108H29V109H28ZM48 108H49V109H48ZM70 108H71V107H70ZM108 108H109V107H108ZM108 108H105V109H108ZM216 108H217V106H210V108L207 109V112H205L206 110H204L205 114H203V115L200 114V116H201V120H202L201 123H204L206 118H207V119H206L207 122H208V120H209V121H212V120L217 121V120H218V117H217V116L220 115V113H221V114L223 113V114H222L221 116H219V118L221 117V119H222V118H223L222 116H225L224 119H226V115H227V114L225 115V113H224V112H225V108H224V107H220V108H219L220 111H221V109H222V111H224V112H220L217 116H216V112L219 111V109L217 110ZM223 108H224V109H223ZM227 108H228V107H227ZM261 108H260V109H261ZM4 109H3L2 111L0 110V113L3 112V111H5V110H7V109H5V110H4ZM27 109H28V110H27ZM34 109H36V111H35ZM37 109H39V110H37ZM92 109H93V108H92ZM210 109H211V110H210ZM231 109H232V108H231ZM260 109H256V111H258V110H260ZM13 110L11 109V112H10V113H13ZM33 110H34V111H33ZM76 110H77V109H76ZM214 110H215V111H214ZM226 110H227V111H230V109H229V110L226 109ZM16 111H17V113H15ZM29 111H30V110H29ZM209 111H210V112H209ZM213 111H214V113H213ZM232 111H233V110H232ZM70 112H71V111L69 110L68 113H70ZM77 112H78V111H77ZM198 112H199V111H198ZM200 112L203 113L202 111H200ZM211 112H212V113H211ZM259 112L262 113L261 110H260ZM6 113H7V111H6ZM6 113L3 112V114H6ZM24 113H23V114H24ZM65 113H66V112H65ZM209 113H211L210 115H211L212 117L209 115ZM217 113H218V112H217ZM227 113H228V112H227ZM3 114L1 113V115H3ZM14 114H13V115H14ZM36 114H35V115H36ZM49 114H50V113H49ZM7 115H9V114H7ZM11 115H12V114H10L9 117H8V116H7V117H8V118H11V117H12ZM130 115H131V114H130ZM256 115H257V114H256ZM262 115L264 116L263 113H262ZM262 115H259V116H260V117H263ZM10 116H11V117H10ZM106 116H108V120L106 119L107 117H104L103 120L106 119L107 121H109V120H110V114H109V115H106ZM198 116H199V115H198ZM198 116H197V118H200V117H198ZM203 116H204V117H203ZM205 116H207V117H205ZM209 116H210V118H212V119H210ZM232 116H234V115H232ZM259 116H258V117H259ZM0 117H1V116H0ZM4 117H5V116H4ZM13 117H14V116H13ZM13 117H12V119H13ZM134 117H135V116H134ZM142 117H143V116H142ZM147 117H148V116H147ZM194 117H195V116H194ZM202 117H203V118H202ZM230 117H231V115H230ZM254 117H255V116H254ZM254 117H253L254 122H252L253 120L251 119L252 121L249 120L250 123H249L248 120H247V119H249V118H247L246 121H243V123H242L241 118H243V120H245V119H244L245 117H242V116H241V118H239L240 121H239V120H238V121H237V120H234V118H233V119H230V120H233V121L240 122V125H241V123H242V124H243V125H241L242 127H241L240 125H238V123H237L236 125H235V123L233 124V121H232L231 123H229V120H228V123H229V124H232V125H234L235 127H237L236 129L233 128L234 131H233V130H229L230 132L232 131L233 133L231 132L232 134L229 133L228 135H232V140H233V141L231 140V138L229 139L230 142L232 141V142H231L232 144L229 142L231 147L234 146V145H233V144H234V141H236V140L238 139V136H239L240 141H239V139H238V141H236L235 143H237L240 147H238L237 144H235L234 148L237 146L239 149H240V148L242 149L241 146H243V150H242V152L245 150L244 153H246V151H247L246 154L249 156V158H253V161H254V162H253L252 165H251L250 163L247 164V162H246V164H247V166H248V165H251V166H248V169H249V170H252V169H250V167L253 168L254 170H255V168H256V170L254 171L256 174H255L254 172H251L252 174H254V176H256V177H253V176H252L253 179H254L253 182L256 183L257 180H259V178H260V177L257 178V175H258L257 173L260 171V168H261V167H262L261 169H263V167H264V161H263V160H264V141H263L264 138H263V135H262V136H257L256 134H260V133H261V134H264V133L262 132V130H263L264 128H260L261 125H264V120H262V121L260 120V122H259V120H258L259 118L256 117L257 120H258V122L260 123V125H259L258 122H256V124H255V121H257V120H256V118H254ZM31 118H32V117H31ZM38 118H39V117H38ZM129 118H130V120H132V119H131V116H130ZM139 118H140V117H139ZM139 118H137V119H139ZM174 118H175V117H174ZM174 118H173V120H172V119L170 120V123H171L172 121H173L172 123H174V120L176 121V119H174ZM204 118H205V119H204ZM1 119H2V120H0V125H2V124L4 123L3 125L5 126V122H6V121L3 122V123H2L1 121L5 120V119L7 120V118L5 117V119H4V118H1ZM12 119H11V120H12ZM15 119H14V120H15ZM140 119H141V118H140ZM140 119H139V120H140ZM147 119H148V118H147ZM147 119H146V120H147ZM194 119H195V118H194ZM227 119H229L228 116H227ZM260 119H262V118H260ZM8 120H10V119H8ZM14 120H13V121H8V123H6L7 125H6L5 127H3V125H2V127H3L4 129H3L2 127H0V131H3V132H1L2 135L5 134V137L8 136V137L5 139L4 136H2L1 133H0V136H2V137L5 139V141H4V139H2V141L0 142V143H2V144H0V146H2V147L0 148V151L2 152V153L0 154V156L4 154V155L2 156V158H3L2 160L5 159V162H7V163L4 162V166H5V167H4V168H5V173H4V174H5V176H4L5 178H4V179H7V180L9 179V180H10V178L13 179V177H14L15 179H21V180H22V177H23V176L25 177L24 179H26L27 175H29V176H33V175H34L35 178H36V179L38 178V179H37V180L35 179V180H34V183L32 182L34 185L31 184V185H32V189H33V190H32L33 193H32V191H31V193H32V198H34L33 200L36 201V202L34 203L36 206H34V204L31 202V203L33 204L32 206H34V207H32V209L34 210L33 212H34L35 214L38 215L39 212L42 213L43 211H45V210L47 211V210L50 208L51 210L49 209V212L47 211V214L50 213L51 211L54 210L53 207L55 208V206L53 205V203H54L53 201H55V200L57 199L56 197H58L57 202H56V201H55V202H56L57 204H60V202H61V204H60V207H61V208H59V207H58L59 205H58V206H57V210L59 209L58 211L62 212V209H63V211H65L64 208H66V211H67V212L65 211V215H60V216H65L64 218H65V221H66V226H67V225L70 226L71 223H72L74 220L76 221V219H77V221H78V222L76 221V223H75V221H74V223H72V224H74V225L70 226L71 228L68 226V227H69L68 229H72V230L75 229L76 232H77L76 229H79L78 232L80 233L81 236H80L79 234H78V235L82 238L83 243L87 242V243H85V244L92 245V243H93V245H94L95 247H99V250H100V245L102 244V245H101V249H102L101 251H98L96 255H95V254H91V255L89 254V255H87L88 258L85 257V254H83L84 262H83L82 260H80V262L82 261L84 264H85L86 262H93V264H105V263H106V264H120V263H123V261H122L123 258H124L126 261H128V260L130 261L131 259H127V258H126V257L129 258V256L124 255V253L126 252V254H127V251H126V250H127V249H129V250L131 249V248H129V246H132V245H131V241H134V242H132V244L134 243L135 246L137 245V244H136L137 241L135 242V238H133V237H136V238H137V236L139 237V238H137L138 243H139V240H140V239H143V238H146V237L149 238V240L151 239V240H150V242H151L153 238H152L151 236H149V237L146 236L147 234H149V233L146 234V232H148V230H151L150 228H152V229L154 228V229L157 230L158 228H155V226H156L158 223H159V224H158L156 227H159V226H160V223H161V227H160V228H165V226H167V225H163V224H165V223H163L164 220L167 221V222H168V220L172 221V219H168V218H169V215H172V212L175 210V209L173 210V208L176 207V202H174L173 200H176V199H175L174 197H173L174 199L170 198V200L172 199L173 202H169V201H168L169 203L167 204V207H166V208H168V209H166V211H167V210H170V211H168V213H169L168 216L164 217L165 215L163 216L162 213H160L159 211H160V209L163 210L164 207H165V206H164L165 204H164V205L162 204V206H163V208H162L160 202H162V199H161L162 194H163L162 192H163V190L166 191V188L164 187V188H165V189H164V188L161 187V189H163V190H162L161 194H159V192L161 191L160 189H159V191H158V188H160L159 185L157 186L158 188L155 187L154 185H151L152 182H153V184H154V181H151V180H150V183H151V184H150V183H149V184L147 183V185L144 184V183H146V182H144L143 184H144L147 188L145 187V188L143 189L144 186H143V184H141V183H142V181H143L144 178L142 179V181H140L141 183H140L139 181H138L139 183H137V182H136L137 180H136V181L134 182L135 184H133V187L130 186V189H128V188H129V185H128L129 183H128V181H127V180L129 179V177H128L127 180L125 179V181L128 183V184H127V185H128V186H127V187H128V188H127L128 191H127V190L125 189L126 186L123 187L124 185L121 184V183H123L124 181L120 180V181H122V182L120 183L122 186L119 184L120 181L118 182V179L116 180V181H117V184L114 182L115 180L112 182L113 179H110L111 181H109V177L111 176V174H112L111 172H112V171L110 172V175H108V177H106L109 183H107L106 181H103V180H102V181H103V182H102L100 179H99L100 182L97 181L98 179H97V177H96L95 175H94L95 177H94V176H89V177H85L84 179H82V178L80 179V178H79L80 181H79L77 178L74 179V176L76 175L75 171L79 170V171H77V173H78V172L83 173V171H84V173H83V175H84V174L86 173L85 171H87V173H88V170H89V168H87V167H89V166H87L88 164L91 166V163H92V167L95 168L94 165H95L96 163H98V164L101 163V161H99V160H97V161L94 160V158L96 157V156H94L95 153H98V152H97L98 150L95 151L96 148H100L99 150H101V149L103 148V149H102L103 151H104V148H106L105 152H106V154H107V157L110 158V159H109V162H112V161L114 160L113 162L116 164L117 168L120 167L121 169H123V171L128 169V171H130V172L133 174V176H135L134 178H137V177H138V176H136V175H137L140 171L143 172L142 175H146L147 173H145V172H148V175H151V174H149V173H151L152 170H153V172L156 171V173H157V172H158L157 170H158L159 167H158V168H157V167H156V168L153 167L155 170H154L153 168H151L152 170H151V169H147L146 165L148 166V168H150V167H149L150 162H149V163H144L145 165L142 163V164L144 165V166L142 165L143 167L137 165V163H136L137 160L141 158V157H140V154H141L140 151L143 150V148L141 149L139 146H140V143H141L142 140H141V141H137V142H138V144H137L136 139L138 140V138H135V141H134V138H133L132 143H133V142H134V143L136 142L135 144L139 145L138 147H139V149H141V150L139 151V153H137V154H135V153L133 152L132 157H133L134 155H135V157H136V156H139V157H136V158L134 157L135 159H134V158H133V159H130V158H131L130 156H128V157L125 158V156H126V155H125V156H123L124 158H122L123 161L121 160V158H120V161H119V158H118V157H120V153H119L120 151H118V150H119V149H120V150H123V148H122V149H121V147L119 148V147H118V144H117L116 148L114 147V146H115L114 143H117L116 141H119V140H117V138L119 139V138H120V135H121V137H123L125 134H127V136L129 137V134H131V138H132L133 136H134V137H135V136H136V137H140V138L146 137V135L148 136L149 133L147 134V132H145V134H146V135H145V134H143L144 131L141 133V134H143V137H142V136H139V135H141V134H139L140 131H138V129H139V130L142 129V128L144 127V125H145V127H146V124H145V123H148V120H147V122H146L145 118L141 119V120H144V122H145L144 124H143V122H142L141 120H140V121H141L140 123H135V124H134L133 122H135V121H132V123H131V121H130L128 118H126V121H125V119H124L123 122H121L122 124L120 123V121H122V120H118L117 122H119V123H118V125H117V124H116L117 122L114 120V122H116L115 124L117 125V126H115V125L113 124V126H115V127H113L115 130H113V128H111V129L113 130V133H114V134L112 133L113 136H114V138H111L112 134H111V130H109L110 135H109V137H107L108 139L105 138V140L107 139V141H108V143H107V142L104 143V144H106L105 147L102 146V145H104L103 143H102V145H101L100 147L97 146V145H95V144L99 143V140H100L99 137H102V135H99L100 133H98V132H100L101 130H98L99 128H98L97 126H94L95 124L91 123V125H92V124H93V125H92V126L89 125V127H90V128H89V131H90V129H91V131H93L92 128L95 127V130H96L97 132H95V130H94L95 134H94V135L92 134V135H93V138L97 136V139H99V140L97 141V140H95V138H94V139L91 138V137H92L91 134H90L91 136H90V135H89L88 137L86 136V137L89 139V141H90L91 139L94 140V141H92V143L90 142V146L88 147L89 149H87V147H85V148H86V149H84L85 152H84L83 150H81V151H82V152H81V155H78V156H80L79 158H81V160L79 159L80 161L86 159V160H84L85 163H86V165H84V164H85V163H83L84 161H82V163H80L79 160H78V158H77V159L75 158V160H74L75 162L78 160L79 163L76 162L77 165H76V164H73L74 162H71V161L68 162L67 159L65 160L64 157L67 156V154H68V153H67L68 150L65 149V150H67V151L64 150V151H65V154H63V153H64V151H63L62 155H60V156H63V157L61 158L62 160L59 159V157H58V160H55V161H57V162L55 163V161H54V164H53V161H52L53 159H51V160L49 159V161H48V162L50 163L49 167L51 166V162H52V165L55 166V167H53V168H54V169H55V168L57 169V170L55 169V171L52 170V172H51V171H49V170H51V168H50L48 171H49L51 174H50L48 171L44 170V169H43L44 167L42 168L43 170H42V169H37V168H39V165H38V167H35L36 164H37L39 161H41V159H42V161H44L43 158L47 160V159H48V158H47L48 156L51 157L49 154H50L51 150L54 149V148L51 147V146H54V145H55V142H57V140H55V139L53 138L52 141H50V142H52V143H51L52 145H51L50 142H48V140H51V139H48V140H47L49 134L52 133V132H50V131L48 130V129L51 128V127L48 126V125L51 124V123H49L51 120H47V121L45 122V123H48V124H46L47 126H45L44 124H42V126H41V124H40V123H41V120H40V119H35L36 121H32V120H31V125H30V127H29L30 134H27V139H24V140H23L24 143H23V141L21 142L20 140H18V139L20 138V134L18 133L19 129L17 130V128H16L17 126H16V127H15V126H12V123H13V124L16 123ZM42 120H43V119H42ZM90 121H91V120H90ZM128 121H130V122H128ZM197 121H198V120H197ZM203 121H204V122H203ZM9 122H12V123H10L11 125L9 124ZM92 122H94V121H92ZM126 122H127V123H126ZM207 122L205 123V125L209 123V122H208V123H207ZM222 122H225V120H224V121L222 120ZM244 122H245V123H244ZM251 122L254 123V124L252 125ZM261 122H263V123L261 124ZM34 123H35V124H34ZM94 123H96V121H95ZM112 123H113V121L111 122V125H112ZM172 123H171V124H172ZM225 123H226V122H225ZM225 123H223V124L221 123V125H224V126L226 125L227 127H228V126L230 127L229 124H227V123L225 124ZM246 123H247V125H246ZM119 124H120V125H119ZM124 124H125L126 126H125ZM128 124H129V125H128ZM131 124H132V125H131ZM133 124H134V125H133ZM257 124H258L259 126H258ZM39 125H40V128H39ZM52 125H54V126H52ZM55 125H56V124H53V123L51 124V126H52L53 129H55L56 127H58V126L55 127ZM97 125H98V124H97ZM111 125H110V126H111ZM141 125H142L143 127H142ZM205 125L203 124L204 127H206ZM250 125H251V126H250ZM255 125H256V127H259V129H261V130H258V131H257V128H254ZM44 126H45V127H44ZM75 126H77V128L79 127L78 129H81V131L78 130ZM84 126H85V124H84ZM93 126H94V127H93ZM123 126H124V127H123ZM130 126H131V127H130ZM140 126H141V127H140ZM170 126H171V125H170ZM172 126H173V125H172ZM174 126H175V123H174ZM201 126H202V125H201ZM201 126H200V127H201ZM203 126H202V127H203ZM208 126H211V123H210ZM243 126H244V128H243ZM7 127H11V129H10V128L6 129ZM14 127H15V128H14ZM42 127H43V128H47L46 131L43 130ZM54 127H55V128H54ZM63 127H64V126H63ZM74 127H75V130H72V132L75 131L77 134H75V132H74L73 134H74L75 136L79 135V137H77V138L74 137L75 140H70V142H71V141H76V145H77V139L80 140V139H79V138H80V135H82V129H83V128H80V127H83V125H82V126H80V125H74ZM74 127H73V129H74ZM85 127H86V126H85ZM96 127H97V129H96ZM119 127H120V128H119ZM139 127H140V128H139ZM211 127H212V126H211ZM211 127H210V130L213 129V128H211ZM227 127H226V128H227ZM246 127H247V129H246ZM251 127H252V132H251V130H250ZM263 127H264V126H263ZM1 128H2L3 130H2ZM117 128H118V129H117ZM121 128H123V130H122ZM126 128H127L128 130H127ZM215 128H216V127H215ZM220 128H221V127H220ZM231 128H232V127H230V129H231ZM239 128H240V129L243 128L242 130H246V131H245L246 133H244V131L241 133ZM249 128H250V129H249ZM253 128L256 129V130H254ZM9 129H10V131H9ZM124 129H125V130H124ZM130 129H132V132H131ZM202 129H203V128H202ZM222 129H224L223 126H222ZM11 130H12V131H11ZM14 130H15V131H14ZM40 130H42L43 132L45 131L46 133H44V134H46V136L41 137V135H44V134L42 133V131L40 132ZM47 130H48V131H47ZM50 130H52V129H50ZM55 130H56V129H55ZM55 130H54V131H55ZM126 130H127V131H126ZM142 130H143V129H142ZM213 130H215V129H213ZM235 130H236V131L238 130V131H237L238 133H237ZM242 130H241V131H242ZM6 131H9V133H8L9 135L6 134V133H7ZM52 131H53V130H52ZM116 131H117V132H116ZM122 131H124V132H122ZM216 131H217V130H216ZM218 131H220L219 128H218ZM256 131H257V132H256ZM5 132H6V133H5ZM11 132H14L13 135H12ZM47 132L49 133L48 135H47ZM129 132H130V133H129ZM138 132H139V133H138ZM168 132H169V131H168ZM220 132H223V131L221 130ZM234 132L236 133V134H235V137H234V139H236V140L233 139V136H234L233 134H234ZM247 132H248V133L250 132V133H249L250 135H249ZM253 132H254V133H253ZM259 132H260V133H259ZM3 133H4V134H3ZM40 133H41V134H40ZM54 133H55V132H54ZM54 133H52L53 136H54ZM91 133H93V132H91ZM96 133H98V134H96ZM117 133H120V134L117 135ZM128 133H129V134H128ZM133 133H134V134H133ZM169 133H171V132H169ZM173 133H174V132H173ZM239 133H240V134H239ZM243 133H244V134H243ZM252 133H253V134H252ZM255 133H256V134H255ZM52 134H51V135H52ZM138 134H139V135H138ZM210 134H211V133H210ZM261 134H260V135H261ZM6 135H7V136H6ZM10 135L13 136V137H15V138H17V139L11 137V144H8V143L10 142V141H9V140H10ZM17 135H18L19 137H18ZM51 135H50V136H51ZM243 135H244V136H243ZM246 135H247V136H246ZM252 135H253V138H254V136H256V137L253 139V138H252ZM98 136H99V137H98ZM127 136H125V137H127ZM150 136L152 137V133H151V134L149 135V137H148V139H149L150 141H152V140H151L152 138H151ZM154 136H155V134L153 135V137H154ZM2 137H1V138H2ZM45 137H46V138H45ZM51 137H52V136H51ZM116 137H117V138H116ZM155 137H156V136H155ZM230 137H231V136H230ZM246 137H247V138H246ZM259 137H260V141H263V142H261L263 145L259 142ZM42 138H43V140H41ZM49 138H50V137H49ZM90 138H91V139H90ZM102 138H103V137H102ZM123 138H124V137H123ZM140 138H139V139H140ZM150 138H151V139H150ZM241 138H242V139H241ZM7 139H9V140H8V143H6V142H7ZM12 139H14V143H13ZM45 139H46V140H45ZM72 139H73V138H72ZM103 139H104V138H103ZM115 139H116V140H115ZM145 139H146V138H144L143 143H145V142H147V143H149V144L151 143L150 141L148 142V139H147V141H145ZM245 139H247V141L251 142L252 144L250 145L251 147L246 146L245 149H244V146L248 144V142H246ZM251 139H252V140H251ZM262 139H263V140H262ZM0 140H1V139H0ZM15 140H16V141H15ZM81 140H82V139H81ZM112 140H113V144H111ZM155 140H156V141H155ZM244 140H245V141H244ZM46 141H47V142H46ZM87 141H88V140H87ZM87 141H85V142H87ZM95 141H96L97 143H95ZM144 141H145V142H144ZM154 141L157 142V139H156V138H153V141H152V144L156 147V145H155L156 143H155ZM242 141H244L246 144H244V142H242ZM4 142H5V144H4ZM19 142H20L21 144H20ZM45 142H46V143H45ZM70 142L68 141V145L70 144ZM93 142H94V143H93ZM101 142H103V141H101ZM109 142H110V143H109ZM256 142H257V144H256ZM258 142H259V144H258ZM16 143H18V144L16 145ZM71 143H72V142H71ZM80 143H82V141H79V144H78V145H80ZM154 143H155V144H154ZM240 143H242V144H244V145H241ZM253 143H254V144H253ZM6 144H7V145H6ZM72 144H73V143H72ZM86 144H87V143H85L84 146H86ZM100 144H101V143H100ZM190 144H194V143H193V142H192V143L190 142ZM260 144H261V147H258ZM14 145L17 146L16 148H17V149H20L21 152H22V150H24V148H25L24 151H25V157H26V159H23L22 157H17V156H16V154H15L16 152H15V150H14V149H16V148H14ZM47 145H48L49 147H48ZM66 145H67V144H66ZM70 145H71V144H70ZM73 145H74V146L71 145L70 148H71V147H73V148L76 147V146H75V143H74ZM78 145H77V147H78ZM82 145H83V144H82ZM93 145H95V149H94V146H93ZM111 145H113V146H111ZM133 145H134V144H133ZM195 145H196V144H195ZM195 145H194V146H195ZM248 145H249V144H248ZM254 145L256 146V148H253ZM11 146H12L13 148H12ZM18 146H20V148H19ZM42 146H43V147H44V146L47 147L48 149H47V148H46V149L49 150V151H46V150L44 149L45 147L43 148ZM87 146H88V144H87ZM92 146H93V148H91ZM107 146H109V147H107ZM154 146H153V147H154ZM255 146H254V147H255ZM10 147H11V148H10ZM66 147H67V146H66ZM80 147H81V146H80ZM80 147H78V150H79ZM112 147H113V148H112ZM151 147H152V146H151ZM155 147H154V148H155ZM171 147H172V148H171ZM8 148H10V150H11V149L13 150V151H11V152L9 151L10 154H8ZM42 148L44 149V151L41 150ZM67 148H68V147H67ZM82 148H84V147H82ZM118 148H119V149H118ZM132 148H133V147H132ZM134 148H135V147H134ZM170 148H171V150L174 149L173 146H170ZM232 148H233V147H232ZM232 148H231V149H232ZM248 148H250V149H248ZM3 149H6V150H7V153H6V151L3 150ZM17 149H16V150H17ZM76 149H77V148H76ZM107 149H108V150H107ZM111 149H112V150H111ZM114 149H116V152H115ZM126 149H127V148H126ZM126 149H125V150H126ZM135 149H136V148H135ZM241 149H240V151H241ZM246 149H247V150H246ZM254 149H256V151H255ZM262 149H263V150H262ZM133 150H134V149H133ZM168 150H170V149H168ZM248 150H249V151H248ZM251 150H252V151H251ZM253 150H254V151H253ZM45 151H46V152H49V154L47 155L46 153H44ZM54 151H55V149L53 150V153H54ZM60 151H62V150H60ZM69 151H72V150L69 149ZM89 151L91 152V154H90ZM92 151H95V153H94V152L92 153ZM108 151H109V155H108ZM112 151H113L114 153H113ZM4 152H5V153H4ZM13 152H15V153H13ZM41 152H42V153H41ZM57 152L59 153V151H57ZM57 152H56V153H57ZM72 152L74 153V155L72 154ZM72 152L69 153V155L72 154L71 160H72L73 156H75V155L77 154L76 151H75L76 153L74 152V149H73ZM78 152H80V151H78ZM121 152H122V151H121ZM123 152H124V151H123ZM147 152H149V151H146V152H145V151L143 150L142 153H146V154H147ZM29 153H30V154H29ZM43 153H44V155H43ZM58 153H57V156H59ZM82 153H83L84 156L82 155ZM85 153H88L89 155H87V154H85ZM112 153H113V154H112ZM115 153H117V154H115ZM172 153H173V152H172ZM172 153H171V154H172ZM250 153H251V154H250ZM6 154H8V156H7ZM31 154H33V155H31ZM45 154L47 155L46 157H44ZM59 154H61V153H59ZM78 154H79V153H78ZM93 154H94V155H93ZM110 154H112L113 156L110 155ZM242 154H243V153H242ZM252 154H253V155H252ZM260 154H261V155H260ZM64 155H65V156H64ZM97 155H98V154H97ZM117 155H119V156L117 157ZM142 155L144 156V154H142ZM243 155H244V154H243ZM4 156H5V157H4ZM9 156H10L11 159L14 158V159H13L14 161L16 160L15 158H17V160L15 161L16 163L13 162V160H12V161L10 160V161H11V162H10V161L8 160ZM86 156H87V157H86ZM111 156H112V157H111ZM114 156H115V157H114ZM145 156H147V155H145ZM248 156H247V157H248ZM251 156H252V157H251ZM253 156H254V157H253ZM6 157H8V158H6ZM27 157H30V158L28 159ZM37 157H38V158H37ZM76 157H77V155H76ZM82 157H83V158H82ZM89 157H90V158H89ZM121 157H122V156H121ZM147 157H148V156H147ZM147 157H145V158H147ZM255 157H256L257 159H256ZM260 157H262V158H260ZM10 158H9V159H10ZM55 158H56V155H55ZM55 158H54V159H55ZM67 158H69V156H68ZM91 158H92V159H91ZM97 158H98V157H97ZM97 158H95V159H97ZM112 158H113V159H112ZM116 158H118V159H116ZM170 158H171V155H169V159H170ZM0 159H1V158H0ZM63 159H64L65 162L63 161ZM127 159H128V160H127ZM142 159H143V157H142ZM142 159H140L139 163H141V160H142ZM255 159H256V161H255ZM6 160H8V161H6ZM35 160H36V161H35ZM38 160H39V161H38ZM46 160H45V161H46ZM59 160H60V161H59ZM87 160H89V162H88ZM92 160H93V161H92ZM116 160H117V161H116ZM124 160H125V161L127 160V163L124 162ZM129 160H131V161L134 160V162H133V166H132V167H135V168H136V169L134 170V172H135L136 175H134V173H133V169H134V168H132V167L130 166V165H132V163H130L131 161H129ZM143 160H144V161H143ZM143 160H142V161L145 162L146 159H143ZM32 161H33V162H32ZM42 161H41V162H42ZM58 161H59V162H58ZM72 161H73V160H72ZM95 161H96V163L93 165V163H94ZM98 161H99V162H98ZM115 161L118 162V163H120V164L116 163ZM8 162H9V163H8ZM28 162H29V164H28ZM46 162H47V161H46ZM63 162H64V163L68 162V163H67L68 166H69V163H72L73 166L76 165V166H74V167H75V170L73 169V170L71 171V169H72L71 167H73V166H71V167L69 166V167L71 168V169H69V168L66 166V164H65V166H64V163H63ZM113 162H112L111 164L114 165L113 167H115V164H114ZM243 162H245V161H243ZM0 163H1V162H0ZM33 163H34V165H33ZM49 163H48V164H49ZM121 163H122V164H121ZM123 163H124V164H123ZM139 163H138V164H139ZM160 163H161V162H160ZM251 163H252V162H251ZM255 163H256L257 165H256ZM1 164H3V163H1ZM9 164H10V165H9ZM11 164H14V165H11ZM39 164H40V163H39ZM42 164H44V163H41V164H40L41 167L43 166ZM46 164H47V163H46ZM48 164H47V165H48ZM56 164H57V166L59 165V167H56ZM60 164H61V165H60ZM80 164H81V165H80ZM82 164H83V165H82ZM101 164H102V163H101ZM111 164H109V165H111ZM117 164H118V165H117ZM125 164H127V166H126ZM134 164H135V166H134ZM246 164L243 163V166H242V167H243V168L246 167V169H247V166H244V165H246ZM8 165H9V166H8ZM62 165H63V166H62ZM112 165H111V166H112ZM121 165H122V166H121ZM128 165H129V166H128ZM215 165H216V164H215ZM258 165H259V166H258ZM10 166H11V167H10ZM33 166H34V167H33ZM60 166H61V167H60ZM79 166H81V168H82L83 171H81V168H79ZM82 166H87V167H86V169H85V168H83ZM96 166H97V165H96ZM123 166H124V168H125V166H126V167H131L132 169H131V168H126V169H124V168H122ZM136 166H137V167H136ZM151 166H152V163H151ZM154 166H155V165H154ZM157 166H158V165H157ZM252 166H253V167H252ZM8 167H9V168H8ZM16 167H17V169H16ZM74 167H73V168H74ZM76 167H78V168H76ZM97 167L99 168V166H97ZM139 167H141V168H139ZM6 168H7V169H6ZM10 168H11L12 170L15 169V170L13 171L14 174H12L13 172H11L12 170H10ZM13 168H14V169H13ZM45 168H46V167H45ZM66 168H67V169H66ZM115 168H116V167H115ZM143 168H146V169H143ZM257 168H258V169H257ZM32 169H33V170L35 169L34 172H33V171H30V170H32ZM62 169H63V170L66 169V170H65V171H62ZM84 169H85V170H84ZM95 169H97V168H95ZM121 169H120V170H121ZM130 169H131V170H130ZM156 169H157V170H156ZM8 170H9V171H8ZM38 170H41L42 172L44 171L45 174L47 173V175H45V174L42 173L41 171L39 172ZM59 170H61L62 172L66 173V174H67V172H68L67 170H69V172H68L67 175H65V174L60 173ZM120 170H119V168H118L117 172L119 171V173H121L122 171L120 172ZM137 170H138V171H137ZM143 170H145V171H143ZM146 170H148V171H146ZM150 170H151V171H150ZM29 171H30V173H29ZM37 171H38V172H37ZM92 171H93V170H92ZM99 171H100V170H99ZM102 171H105V173L108 172L107 169H105V170H102V169H101V172H99V173H101V175H102V173H104V172H102ZM159 171H160V170H159ZM240 171H241V170H240ZM243 171H244V170H243ZM252 171H253V170H252ZM257 171H258V172H257ZM10 172H11V173H10ZM36 172H37V173H36ZM56 172H57V173H56ZM89 172H90V171H89ZM94 172H95V171H94ZM94 172H93V173H94ZM130 172H129V173H130ZM153 172H152V174H153ZM238 172H239V171H237V173H235V174H238ZM16 173H17V174H16ZM25 173H27L26 176L23 175V174H25ZM28 173H29V174H28ZM34 173L37 174V175H35ZM39 173H40V174H39ZM41 173H42V174H41ZM59 173H60V174H59ZM71 173H72V176L74 175V176H73V179H71V177H69V176L71 175ZM73 173H74V174H73ZM96 173H98V171H97ZM105 173H104V175H105ZM113 173H115V172H113ZM122 173H123V172H122ZM129 173H128V174H129ZM144 173H145V174H144ZM158 173H160V172H158ZM241 173H242V172H239L238 175H241ZM11 174H12L13 176H12ZM31 174H33V175H31ZM61 174H62V175H61ZM78 174H79V173H78ZM88 174H89V173H88ZM91 174H92V173H91ZM132 174H131V176H130V175H129V176L132 177L133 180H135V179L133 178ZM242 174H243V173H242ZM8 175H9V176H8ZM38 175H39V177L41 176L40 179H39ZM53 175H54V176H55V175L58 176V177L55 176V178H57V180L60 181V182H57V181H56L57 184L59 183V185H57V186H55L56 183L53 182V180L55 181V178H54L53 180L51 179V177H52ZM59 175H60V177H59ZM64 175H65V176H64ZM79 175H82V174H79ZM85 175H86V174H85ZM148 175H147V176H148ZM20 176H21V178H20ZM34 176L32 177L33 179H34ZM36 176H37V177H36ZM42 176H43V177H42ZM54 176H53V177H54ZM66 176L69 177V178H68L69 180H67V178L65 179ZM106 176H107V174H106ZM113 176H114V175H113ZM113 176H111V178H113ZM45 177H46V178H45ZM62 177H63L65 180H64ZM77 177H80V176H77ZM81 177H82V176H81ZM83 177H84V176H83ZM93 177H94V178H93ZM139 177H140V173H139ZM145 177H146V176H145ZM151 177H152V176H151ZM238 177H239V176H238ZM47 178H48V179H47ZM58 178H59V179H58ZM61 178H62L63 183H62V181H61ZM106 178H105V179H106ZM141 178H142V177H141ZM141 178H138V179L141 180ZM255 178H257V179H255ZM261 178H262V177H261ZM33 179H32V180H33ZM50 179H51V180H50ZM94 179H96L97 182H95ZM132 179L129 180V181H132ZM145 179H146V178H145ZM145 179H144V181H145ZM149 179H150V178H149ZM240 179H241V176H240ZM253 179H251L250 182H252ZM40 180H41V181H40ZM48 180H50V181H48ZM83 180H85L86 183L89 182L88 185L86 184V186H85V183H83ZM42 181H44V182L42 183ZM76 181H77V182H76ZM146 181H147V180H146ZM255 181H256V182H255ZM48 182H49V183H48ZM91 182H92L93 184H91ZM132 182H133V181H132ZM132 182H131V185H132ZM148 182H149V181H148ZM250 182L248 181V182H245V183H244V184L247 183V184H246L247 186L244 185V184H242L241 187L237 186V187H239V188H238V191H240V192H238L239 195L236 194L237 196H236V195L234 196L235 193L233 194L234 197H232V201H234L233 198H237L236 201H239L238 204H240L239 208H240V207H241V208H242V207H243V208H246V209H243V208H242V211H243V212H244V211H245V213L247 212L246 215H250V214H252L251 217H254V215H255L258 219H255V217H254V218H251V217H249V216H248V217L251 218V219H253V221L256 222V221H259V217H260V218H261V217L264 218V217H263V216H264V215H263V214H264V212H263L264 209H262V208H264V206H263V204H264V199H263V197H264V195H263V193H264V189H263V191H261V192H260V190H257V189H256V193H257L258 195H259V193L262 194L261 197H260V195L258 196V195L255 194V190H254L255 188H254V189L252 188V191H253L254 193L251 191L250 188L252 187V183H250ZM53 183H55V184L53 185ZM65 183H66L67 186H68V184H69L68 187H70V188H68L66 185L62 186V185L65 184ZM67 183H68V184H67ZM70 183H71V184H70ZM99 183H101V184H100L101 186L98 185ZM103 183H104L105 187L103 186ZM124 183H125V182H124ZM51 184H52L53 186H52ZM60 184H62V185H60ZM83 184H84V185H83ZM89 184H91L92 186H90ZM107 184H109V185H107ZM249 184H250V185H249ZM256 184L259 185V183H256ZM256 184H255V185L253 184V185H254L253 187H256ZM46 185H47V186H46ZM74 185H76V186H74ZM97 185H98V186H97ZM136 185H137V186L140 185V186L137 187ZM141 185H142L143 187H141ZM155 185H157V184H155ZM243 185H244V186H243ZM36 186H37V187H36ZM60 186H62V187H60ZM73 186H74V187H73ZM89 186H90V188H89ZM93 186H94V187H93ZM95 186H96V187H95ZM107 186H108V187H107ZM151 186H152V187L154 186L155 189L157 188V189H156V192H155V190H151V189H152ZM34 187H35V188H34ZM71 187L74 188V191H71V194L74 192V193L71 195V197H72V196L74 197V196L76 195V193H78V192L80 191V192H79L80 194H79V195L77 194V196H76V197L78 198L77 200H76V197L71 198V197L69 196V193H70L69 191H68V193L66 192V190H71V189H72ZM83 187H84V188H85V187H86V188L88 187V188H87V189L85 188V190H83V191L81 192V189H84ZM91 187H92V188H91ZM102 187H103L104 189H103ZM114 187H115L116 189H115ZM148 187H149V190H151V192L148 190ZM243 187L246 188V189L244 190ZM259 187H260V185H259L257 188H259ZM50 188H51V189H50ZM66 188H67V189H66ZM150 188H151V189H150ZM247 188H248L249 191H251V192H249V194H247V191H248ZM262 188H263V187H261V189H262ZM59 189L62 191V194H61V195L63 196V198H64V197H67V199H66V200L68 201V202H66L67 204L65 203V201H66V200H64L65 198H64V199H63V198L60 199V197H61V196H60V192H61V191L58 192ZM77 189H78V190H77ZM89 189H90V190H91V189L93 190V192H92V190H91V192H92L93 195L91 194V192H90ZM105 189H107V190L104 191ZM132 189H133V190H132ZM145 189H146L147 191H145ZM168 189H169V188H168ZM168 189H167V190H168ZM239 189H240V190H239ZM38 190H39V191H38ZM42 190H43V191H42ZM76 190H77L78 192H77ZM109 190H110V191H109ZM112 190H113V192H112ZM115 190H118L119 192H118V191H115ZM120 190H123V191H120ZM130 190H131L132 192H131ZM171 190H172V189H171ZM36 191H37V192H36ZM40 191H41V192H40ZM86 191H88V192H87L88 194L86 193ZM153 191H154V192H153ZM233 191H234V190L232 189V193H233ZM235 191L237 192V190H235ZM257 191H258V192H257ZM34 192H35V193H34ZM38 192H39V193H38ZM45 192H47V193H45ZM54 192H56V193H54ZM104 192H105V193H104ZM111 192H112V194H111ZM116 192L118 193V194H117V198H116V196L114 195V193H116ZM120 192H122L123 194L120 193ZM148 192H149V193H148ZM157 192H158V193H157ZM241 192H242V193H241ZM243 192H245V193L243 194ZM42 193H43V194H42ZM63 193H65V194H63ZM82 193H83V196H85V197L82 196ZM84 193H85V194H84ZM106 193H109V194H108V197H107V194H106ZM151 193H152V194H151ZM167 193H168V192H167ZM169 193H170V191H169ZM40 194H41L43 197L40 196ZM46 194L48 195V197L46 196ZM49 194H50V196H49ZM53 194H55V195H53ZM66 194H67V195H66ZM74 194H75V195H74ZM86 194H87V195H86ZM90 194H91V195H90ZM99 194H100V195H99ZM104 194H105L106 196H105ZM154 194H155V195H154ZM158 194H159V195H158ZM241 194H242V195H241ZM254 194H255L256 196H255ZM19 195L21 196L22 194H19ZM44 195H45V196H44ZM88 195H89V196H88ZM95 195H96L97 197H96ZM113 195L115 196L116 199H114V196H113ZM121 195H122V196H121ZM124 195H125V196H124ZM129 195H130V196H129ZM141 195H143V196H141ZM151 195H152V196H151ZM244 195H245V196H244ZM247 195H249L251 198H252V197H254V198L251 199L249 196L247 197ZM37 196H38L39 198H37ZM51 196L54 197V198H53L54 200H51V199H52ZM86 196H88V201H86V198H87ZM90 196H91V197H90ZM101 196H102V197H101ZM104 196L107 197V200H106V198H105ZM111 196H113V197H111ZM119 196H120V197H119ZM123 196H124V197H123ZM138 196L141 197V198L139 199ZM150 196H151L152 198H150ZM156 196H157L158 198H157ZM159 196H160V197H159ZM172 196H173V195H172ZM172 196H171V197H172ZM41 197H42V198H41ZM45 197H46V198H45ZM94 197H95V198H94ZM98 197H99V198H98ZM110 197H111L112 199H111ZM129 197H130V198H129ZM132 197H133V198H132ZM163 197H164V196H163ZM255 197H257L260 201H259L258 199H255ZM259 197H260V198H259ZM47 198H48V199H47ZM108 198H109V199H108ZM120 198H121V199H120ZM146 198H148V199H146ZM156 198H157V199H156ZM238 198H239V200H238ZM20 199H21V198H20ZM22 199H23V197H22ZM44 199L47 200V201H45ZM62 199L64 200L63 202H62ZM72 199H73V201H72ZM80 199L83 200V201L81 202ZM84 199H85V202H84ZM92 199H93V202H92ZM97 199H98V200H97ZM104 199H105L106 201H108L109 203L106 202ZM110 199H111L112 201H110ZM159 199H160V202H159ZM163 199L165 200V197H164ZM166 199H168V198H166ZM245 199H246V201H245ZM261 199H262V200H261ZM40 200H43V201H40ZM70 200H71L72 202L76 201L77 204L74 202V203H73V206H72L71 203H70V202H71ZM78 200H80V202H79ZM101 200H103V201L101 202ZM118 200H119V202L117 203ZM136 200H139V201H137L138 203L136 202ZM146 200H147V201H146ZM149 200H150L151 202H150ZM152 200H156V201L153 202ZM157 200H158V202H157ZM256 200H257V201H256ZM20 201H21V200H20ZM22 201H23V200H22ZM39 201H40L42 204L39 205V203H40ZM48 201H49V202H48ZM58 201H59V202H58ZM77 201H78V202H77ZM113 201H116V202H113ZM141 201H143L142 204H141ZM240 201H245V204H242L243 202H240ZM258 201H259V204H258ZM37 202H39V203H37ZM44 202H45V203H46V202L49 203L48 205H47V203L45 204V205H47V206H46V209H45V206H44V208H41V207H40V206L43 205ZM110 202H113L114 204H112V203H110ZM135 202H136V203H135ZM139 202H140V203H139ZM148 202H149V203H148ZM249 202H250V203H249ZM256 202H257V203H256ZM262 202H263V204H262ZM20 203H21V202H20ZM22 203H23V202H22ZM24 203H26V202H24ZM50 203H51V207H50ZM62 203H63V204H62ZM80 203H81V204H80ZM144 203H147V205H145ZM156 203H157V204H156ZM163 203H164V202H163ZM165 203H167V201H166ZM172 203H173V204H172ZM252 203H253V204H252ZM18 204H19V203H18ZM57 204H56V205H57ZM65 204H66L67 206L70 204L71 207H72V208H71L72 210L70 209V205H69L68 207H66ZM75 204H76V205H75ZM174 204H175V206L173 207ZM234 204H236V207H238V206H237V205H238L237 202L234 203ZM241 204L244 205V206H242ZM246 204H248L249 206L247 205V207H246ZM250 204H251V205H250ZM254 204H255V205H254ZM257 204H258V205H257ZM38 205H39L38 209L40 208L39 210H42V212H41V211H38V213H36L37 210H38V209H37V206H38ZM52 205H53V207H52ZM61 205H62V206H61ZM63 205H64V206H63ZM140 205H143V206L141 207ZM144 205H145V206H144ZM156 205H157V206H156ZM259 205H261V208H257ZM26 206H27V205H26ZM26 206H25V209H26L28 206H29V208L31 207L30 203H29V205H28L27 207H26ZM48 206H49V208H48ZM79 206H80V207H79ZM148 206H149V207H148ZM155 206H156V207H155ZM169 206H170V207H169ZM250 206H251V209H250ZM252 206H253V207H252ZM62 207H63V208H62ZM73 207H74L75 209H74ZM154 207H155V208H154ZM157 207H158V208H157ZM254 207H255V208H254ZM259 207H260V206H259ZM21 208H22V207H21ZM29 208H28V209H29ZM34 208H35V209H34ZM47 208H48V209H47ZM68 208L70 209L71 212L69 211ZM150 208L152 209V211H153V209H154V211H153L154 214L152 213V211H151ZM159 208H160V209H159ZM22 209H24V207H23ZM28 209H27V211H28ZM32 209L30 208V211H29L28 213H32ZM55 209H56V208H55ZM60 209H61V210H60ZM67 209H68V210H67ZM156 209H157V210H156ZM171 209H172V211H171ZM79 210H80V211H79ZM141 210H142V213L140 212ZM147 210H149V211H147ZM158 210H159V211H158ZM164 210H165V209H164ZM254 210H255V212H254ZM260 210H261V212H260ZM24 211H25V210H24ZM55 211H56V210H55ZM55 211H54V212H55ZM68 211H69V212H68ZM74 211H76V212H78V213H76V212H74ZM144 211H145V212H144ZM150 211H151V212H150ZM157 211H158V213H156ZM175 211H177V209H176ZM252 211H253V212H252ZM79 212H80V213H79ZM137 212H138V213H137ZM146 212H149L150 215L148 216V215H147L148 213L146 214ZM161 212H162V211H161ZM248 212H250V213L248 214ZM259 212H260V216H259V214H258ZM20 213H22V211H20ZM26 213H27V212H26ZM34 213H33V215H34ZM40 213H39V214H40ZM51 213H52V212H51ZM55 213H56V212H55ZM62 213H63V212H62ZM70 213H71V214H70ZM75 213L77 214V216H76ZM143 213H144V214H143ZM151 213H152V214H151ZM159 213H160V215H162V216H159ZM163 213L165 214V213H167V212H163ZM174 213H175V212H174ZM42 214H43V213H42ZM42 214H40V215L42 216ZM45 214H46V213H44V215H45ZM56 214H57V213H56ZM63 214H64V213H63ZM69 214H70V216H69ZM82 214H83V216H82ZM105 214H106V215H105ZM107 214H108V215H107ZM142 214H143V215H146L147 218H146V217L144 218V217L142 216ZM256 214H257V215H256ZM50 215H51V214H49V217H50ZM57 215H59V214H57ZM67 215H68V218L70 217V219L67 218ZM94 215H95V216H94ZM96 215H97V217H96ZM136 215H137V217H136ZM139 215H141V216L139 217ZM153 215H154V216H153ZM157 215H158V216H157ZM46 216H47V215H46ZM54 216H55V215H54ZM54 216H53V217H54ZM71 216H73V217H71ZM98 216H99L101 219H100ZM105 216H106V218H107V217H108V218L106 219ZM121 216H122V217H121ZM152 216H153V217H152ZM173 216H174V218H175V216H177V214H176V215H172V217H173ZM47 217H48V216H47ZM55 217H58V216H55ZM74 217H76V218H74ZM77 217H79V218H77ZM80 217H81V218H80ZM90 217H91V218H90ZM93 217H94V218H93ZM103 217H104V218H103ZM138 217H139V218H138ZM142 217H143V218H142ZM160 217H161L162 219H161ZM50 218H51V217H50ZM59 218L61 219V217H58V219H59ZM62 218H63V217H62ZM64 218H63V220L61 219L62 222H64ZM66 218H67V220H66ZM72 218H73V220H72ZM96 218H98V219H96ZM140 218L143 219V220L141 221ZM154 218H155V219L158 218V221L155 220ZM164 218H165V219H164ZM170 218H171V216H170ZM176 218H177V217H176ZM176 218H175V219H176ZM35 219H37V218H35ZM53 219H57V218H53ZM80 219H81V222L79 221ZM122 219H123V220H122ZM137 219L140 220V221H138ZM148 219L150 220V222H148V221H149ZM166 219H168V220H166ZM175 219H174V220H175ZM254 219H255V220H254ZM45 220H46V219H45ZM51 220H52V219H51ZM51 220L49 219V221H51ZM69 220H70V221H69ZM71 220H72V221H71ZM147 220H148V221H147ZM153 220H154L155 222H153ZM159 220H161L162 222H160ZM174 220H173V221H174ZM177 220H178V219H177ZM262 220H264V219H262ZM55 221H56V220H55ZM68 221H69V222H68ZM122 221H123V222H122ZM144 221H145V222H144ZM156 221H157V223H156ZM170 221H169V222H170ZM173 221H172V222H173ZM37 222H38V221H37ZM37 222H35V227H39V226H40L39 222H38L39 226L36 225ZM52 222H53V221H52ZM59 222H60V221H59ZM59 222H58V223H59ZM70 222H71V223H70ZM79 222H80V223H79ZM82 222H83V223H82ZM124 222H125L126 224H125ZM146 222H147V223H146ZM169 222H168V223H169ZM174 222H175V221H174ZM174 222H173V223H174ZM64 223H65V222H64ZM67 223H68V224H67ZM78 223L81 225V227H79L80 225H79ZM141 223H142V224H141ZM144 223H145V224H144ZM153 223H155V226H154V227H149V225H152V226H153V225H154ZM175 223H176V222H175ZM175 223H174V224H175ZM60 224H61V223H60ZM62 224H63V223H62ZM75 224H76V225L78 224V225H77L78 227L75 226ZM166 224H167V223H166ZM177 224H178V223H177ZM58 225H59V224H58ZM64 225H65V224H64ZM83 226H84V227H83ZM139 226H140V227H139ZM143 226H144V227H143ZM146 226H148L149 228L146 227ZM162 226H163V227H162ZM175 226H176V225H175ZM47 227H48V226H47V224H46V228H47ZM51 227H52V226H51ZM72 227H73V228H72ZM74 227H75V228H74ZM171 227H174V225L171 226ZM177 227H178V225H177ZM32 228H34V227H32ZM48 228H49V227H48ZM48 228H47V229H48ZM66 228H67V227H66ZM81 228H82V229H81ZM125 228H126V229H125ZM160 228L158 229L159 231H160ZM201 228H202V229H201ZM201 228L198 229V227H197V230L199 231V230L201 229L200 232L203 230L202 233H204V234L206 233L207 236H206V235H205V236H206V238L208 239V241H209L210 238L212 239V241H209V242H210V245H211L210 247H211L212 250L215 249V248L213 247L215 244H216L215 247H220V246H221V248H223V250L226 249V247H227L228 250H225V252L228 251V253L225 254V252L222 250V251L224 252L225 255H229V256H227V260H232V261H233V260L237 257V258H239V259H237V260L235 259V261H234L235 263H236V262H237V263H238V262H239V263L241 262L242 264H254V263H255V264H259V261H260V260H259V261H256V259H258L260 256L258 257L259 254H258V252H257V249H254V247H253L254 245L256 246V244L254 243V241H251V240H250L252 243H251V242L247 243L248 241H246L245 244H241V243L244 242V241H240V235H238V236H237L238 238H237V237H235V236L232 237V235L230 234L231 237L228 236V239L231 240V242H232L233 244L230 243V242L226 239L227 237L225 236L226 238H224V239H225L227 242H229V243H228V245L226 244V245H227L226 247H224L225 245H223V243L225 244V243H227V242H225V240H223L222 236L218 235L219 237H216L215 234H213V231H211V230H209V229H206L205 227H204V229H203V227H201ZM34 229H35V228H34ZM50 229H51V228H50ZM68 229H67V231L72 232L71 230H68ZM128 229H129V230H128ZM136 229H137V230H136ZM168 229H169V228H168ZM205 229H206V230H209V231H211V232L206 231ZM36 230H37V229H36ZM80 230H81V231H80ZM126 230H127V231H126ZM144 230H145V231H144ZM158 230H157V231H158ZM161 230H162V229H161ZM166 230H167V229H166ZM169 230H170V229H169ZM169 230H168V231H169ZM171 230H173V228H171ZM124 231H125V232H124ZM128 231H129V232H128ZM133 231H135V232H133ZM162 231H165V230H162ZM204 231H205V232H204ZM78 232H77V233H78ZM131 232H132L133 234H132ZM144 232H145V233H144ZM149 232H150V231H149ZM170 232H172V231H170ZM252 232H253V231H251V233H252ZM73 233H74V232H73ZM81 233H82V234H81ZM125 233H126V234H125ZM128 233H129V234H128ZM137 233H138V235L136 236ZM153 233H154V231H153ZM157 233H158V232H157ZM157 233H156V234H157ZM211 233H212V235H211ZM238 233L240 234V231H238ZM145 234H146V235H145ZM151 234H152V233L150 232L149 235H151ZM154 234H155V233H154ZM156 234H155V235H156ZM128 235H129V236H128ZM131 235H132V236H131ZM144 235H145V237H144ZM152 235H153V234H152ZM210 235H211V237H210ZM213 235H214V236H213ZM234 235H237V233H235ZM141 236H142V237H141ZM153 236H154V235H153ZM252 236H254L253 233H252ZM128 237H129L131 240H130ZM140 237H141V238H140ZM212 237H214V238H216V239L218 238V239L216 240V239H213ZM220 237H221L222 239H221ZM154 238H155V237H154ZM232 238H234V239H232ZM236 238H237L238 241H240V243H237V242H236ZM132 239H133V240H132ZM250 239H251V238H250ZM127 240H129V241H127ZM149 240H148V239H145L144 244H145L147 241H149ZM153 240H154V239H153ZM213 240H214V241H213ZM218 240H219V242H218ZM233 240H234V241H233ZM241 240H242V239H241ZM101 241H102V242H101ZM106 241H107V243H106ZM140 241H142V240H140ZM143 241H144V239H143ZM216 241H217V242H216ZM99 242H101V243H99ZM104 242H105V244H104ZM129 242H130V243H129ZM150 242H148V244H150ZM152 242H153V241H152ZM212 242H213L214 244H213ZM222 242H223V243H222ZM234 242H235L236 244H234ZM98 243H99V244H98ZM109 243H110V244H109ZM97 244H98V245H97ZM107 244H108V245H107ZM115 244H116V245H115ZM134 244H133V247H134ZM148 244H146V245H148ZM221 244H222V245H221ZM231 244H232V246H231ZM239 244H240V245H239ZM247 244H248L249 246H250L251 244H252V245H251V247H249ZM103 245H104V246H103ZM139 245H140V244H139ZM229 245H230L231 247H230ZM235 245H236V246H235ZM242 245H243V246H242ZM245 245L248 246V247H246ZM114 246H115V247H114ZM116 246H119L120 248L118 247V248L116 249ZM127 246H128V247H127ZM126 247H127V249H125ZM136 247H138V245H137ZM140 247H141V246H140ZM142 247H143V244H142ZM142 247H141V248H142ZM228 247H229V248H228ZM236 247H237V248H236ZM243 247H245V248H243ZM252 247H253V248H252ZM106 248H109V249H106ZM114 248H115L118 252H117ZM121 248H122V250H121ZM134 248H135V247H134ZM144 248H145V247H144ZM242 248H243V249H242ZM247 248H249V249H247ZM251 248H252V249H251ZM256 248H257V247H256ZM110 249H111L112 251H114L115 253H114V252H111ZM216 249H219V248H216ZM230 249H231V251H230ZM239 249H240V250H239ZM134 250H135V249H134ZM233 250L236 251V252L239 253V254H237V253L234 252ZM241 250H243V251H241ZM103 251H104V252H103ZM119 251H120V252H119ZM135 251H136V250H135ZM135 251H134V253H135ZM143 251H144V250H143ZM232 251H233V252H232ZM102 252H103V253H102ZM116 252H117V253H116ZM122 252H124V253H122ZM130 252H132V249H131V251H128V253H130ZM136 252H137V251H136ZM138 252L140 253V251H138ZM230 252H231V253H230ZM247 252H249V253H247ZM251 252H252V253H251ZM254 252H255V253H254ZM106 253H107L108 255H107ZM112 253H114V254H112ZM118 253L121 255L122 258L120 257V255H119ZM132 253H133V252H132ZM132 253H131V254H132ZM234 253H235V254H234ZM86 254H87V253H86ZM98 254H99V255H98ZM103 254H104V255H103ZM141 254H142V252H141ZM143 254H145V251H144ZM231 254H232V255H231ZM253 254H254V255H253ZM255 254H256V255H255ZM257 254H258V255H257ZM93 255H94V256H93ZM110 255H111V256H110ZM116 255H117V256H116ZM134 255H136V254H134ZM234 255H235V256H234ZM247 255H248V256H247ZM106 256H107V257H106ZM109 256H110V257H109ZM115 256H116V257H115ZM125 256H126V257H125ZM141 256H142V255H141ZM141 256H140V257H141ZM231 256H232L233 259L229 258V257H231ZM252 256H254V257H252ZM84 257H85V258H84ZM94 257H97V258H94ZM99 257H100V258H99ZM118 257L121 258L120 260H121L122 262H120V260L118 261V259H117ZM131 257H132V255H131ZM133 257H135V256H133ZM140 257H139V255L136 256V258H138V260L140 259ZM257 257H258V258H257ZM101 258H102V259H101ZM107 258H108V259H107ZM114 258H116V259H114ZM136 258H135V259H136ZM250 258H251V259H250ZM255 258H256V259H255ZM87 259H88V260H87ZM93 259H94V260H93ZM109 259H110V261H109ZM111 259H112V260H111ZM133 259H134V258H133ZM242 259H243V260H242ZM252 259H253V260H252ZM254 259H255V260H254ZM91 260H92V261H91ZM97 260H98V263L96 262ZM101 260H102V261H101ZM115 260H116V261H115ZM142 260H143V258L140 260V262H141ZM250 260H251V261H250ZM85 261H86V262H85ZM94 261H95L96 263H95ZM113 261H115L116 263H114ZM126 261H125V264L127 263ZM243 261H246V262H243ZM82 262H81V264H82ZM100 262H101V263H100ZM119 262H120V263H119ZM257 262H258V263H257ZM237 263H236V264H237ZM87 264H88V263H87ZM91 264H92V263H91ZM127 264H128V263H127Z\"/></svg>",
	"mask_w": 264,
	"mask_h": 264
}]
</instances>
